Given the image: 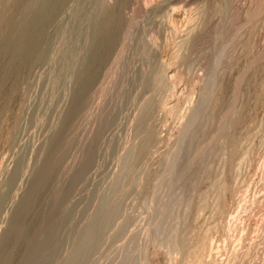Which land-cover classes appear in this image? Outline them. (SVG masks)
<instances>
[{
	"label": "bare ground",
	"instance_id": "6f19581e",
	"mask_svg": "<svg viewBox=\"0 0 264 264\" xmlns=\"http://www.w3.org/2000/svg\"><path fill=\"white\" fill-rule=\"evenodd\" d=\"M74 1H77V3H78V9L76 8V10L73 8V10H75V12L74 13H76L75 15L77 16V14H80L79 13V10H80V8H81V10H83L82 8H83V4L85 3L84 1L85 0H74ZM74 1H72V0H0V117L2 118V117H4L5 115L6 116H8L9 115V113H11V110H13V109H11V104L14 102V100L15 99H18L17 100V102L19 101V103L20 104H22V102H24V104H25V99H22L21 100V96L19 95V92H20V87L22 86V84H24L25 86L27 85L26 84V82L28 81V78H29V76L31 77V75H30V73L32 72V70H33V68L35 67V66H37V64L38 63H42V62H44V64L46 63V61L48 60V59H50V61H51V56H52V53H56V51H53L51 54H49V46H50V42L52 43V39L51 38H55V40L56 39H59V38H57L59 35H62V33H63V38H62V41H63V43L64 44H61V43H59V44H61V45H64V49H63V46H62V48L61 49H63V51H61V52H63L62 53V55H60L59 54V56H57L58 58L61 56V61H60V59L58 60L56 57H54L55 58V60L57 59L58 61V65H60L61 64V62H62V65H61V67L58 69V70H60V72L59 71H55V73H56V75H55V73H53V77H51V78H53V81L51 80V78L48 76L49 75V73L51 74V72L50 71H48V69H49V66H48V68H47V70L44 68V67H47V66H44L43 68L46 70V71H48L49 73H48V77L50 78L49 79V81H51V83L53 82V83H58V85L60 84L58 81H61L62 79H65V78H67V76H69L70 74H69V72H70V70H72V69H69V71L67 70L68 69V67H72L73 69H74V72H72V74H73V76L72 77H68V81H70L71 79H72V82H73V86H74V88H73V86L72 87H67L68 89H70L71 88V91L69 92V93H67L69 90L66 88V91L67 92H65V93H67L66 94V96L67 95H70V103L67 101V99H68V97H67V99H66V96H65V101H67L68 103H69V106L67 107L65 104L67 103H65V102H63V103H65L64 105H63V108L64 107H67V109H66V111H65V113H62L61 111V113L63 114H61L60 112L58 113V112H56L57 114L56 115H54V118L52 117V119L51 120H57V115H62V118H61V120L58 118V120L60 121V124H59V126H57L56 127V129H55V127L53 128V127H51L52 125H50V128L52 129H55V131L54 130H52L51 132H52V134L50 135V138H48L49 140L47 141V143H45L44 145H43V147L41 146L42 144H40V146L42 147L40 150H41V154H40V156H38V159L36 160V157H34L37 153H39V151L38 152H36V153H30L29 152V150H28V152L30 153V154H32V156H33V158H35V159H33L36 163H34V161H33V163L35 164H33L34 166H33V168L31 169V170H29V168L31 167V166H28V165H32L31 163H29L28 165H25V159H23V157H19L20 159L17 161V159H18V155L19 156H22V155H20V153H17L18 155L17 156H15V157H17V158H15L14 159V162L15 161H17L16 162V165L14 164V167H13V169H12V171L11 170H9V171H11L10 172V174L8 175L7 173H9V172H7L6 174H7V176H9L8 177V179H6V185H4L5 186V188L1 191L0 190V222H1V220H4V216H8V215H5L4 213H6V207L9 205L10 206V202H11V200L12 199H14L15 200V196H16V193L18 192V190H17V188L19 189V185H18V181L19 180H21V178L23 177V175H24V173H25V167H29V168H27V174H28V170L30 171V174H28V176H26V174H25V176L26 177H29L28 179H29V183H28V186L26 187V186H23V187H26V189H25V191L23 192V191H21L22 189H21V187H20V191H21V193L23 192V194L22 195H19L18 193H17V195H19V196H21L19 199H18V201L15 203V204H13V205H15L13 208H14V210L12 211V213H11V215L9 216L10 218L8 219V221H6L7 223L5 224V225H7V226H5L6 228L5 229H3L2 230V233H1V236H0V264H88V263H95V261H96V257L98 256L99 257V255H104L105 257H113L114 255H116L117 253H118V258H119V260L118 259H116V256H114L113 258H115L116 260H117V264H152V262H151V260H150V258H149V256H148V254L149 253H147L146 251H145V249L146 248H144V244L143 245H141L140 243H138V244H140L141 246H143L142 248H144V250L141 248V246L140 245H138L137 244V239L135 240L134 239V241L136 242V243H134L133 244V239H130L129 240V242H128V244L126 245V243L124 244V248H123V245H118L120 242H114L115 240H116V238L115 237H121V236H119L120 234H123V233H125L124 231H126L125 229L127 228V225H126V222H127V218L129 217L128 215V217L126 216V214H125V212H124V215L126 216V219L124 218V216L123 215H120V213H121V205H122V203H121V199L120 198H123L122 197V195H124L125 193H126V195H124V197L125 196H127L128 195V193L127 192H129L130 190H132L133 191V189H136V190H139L140 192H142V194H143V196L145 197L144 199L145 200H148V202H149V204L151 205V209L149 210V208H146V210L148 209L149 210V212H150V214L152 215L151 217H152V220L150 221L151 222V225L153 224V225H155V228L152 230V231H154V232H152V233H154L153 235H154V237L156 236H161V234H163L164 235V231L166 230V228H165V222H163V221H166V219H164V218H167V217H165V216H167L166 215V211L169 209L170 210V208H168V202H170L169 201V198H177V200H178V204L180 203L179 202V200H182L183 198H181V197H185V198H187V199H191L190 197L191 196H194L196 193H198L199 191H201L202 189L200 188L201 187V185H204L203 183H206V181H207V178H209L208 176L209 175H211V174H207V172H208V169L210 168L209 166H210V164H209V166H208V162H210L209 161V159H210V157L214 154V152H218V151H215V148H216V144L218 143L217 141V139H219V137H221L222 135V133L220 134V132H221V130L223 129V131H224V128H226V126H225V122H228V121H225V119H226V117L228 118V116H226L227 114H228V112L227 111H224V112H227V114L225 115L224 113H223V111H222V113L226 116H224V115H222V113H220L221 111L220 110H222V108L224 107V105H223V107L219 110L218 109V107H219V104H220V102L223 104L224 102H222V101H224L223 99L222 100H220L221 99V97L218 99V96L216 97L217 98V100H219V101H216L212 106L213 107H210L211 108V110H209V112H210V114H211V117H209V119L210 118H212L213 119V121H212V119H211V123H212V125H211V123H210V125L212 126L211 127V129H210V127H209V130H202V129H199L198 128V126L196 127V125L195 124H197V123H199L200 121H202L201 119L204 117V112L205 111H207V109H208V107H209V105H210V103H208L207 104V100L209 99V97H211L210 96V94H212V91L214 92V90H215V86H216V82H217V80H216V75H215V69L214 68H216L215 67V64L218 62V60L222 57V54H223V51L224 50H222L221 51V49H220V47H218L217 49V51H215L214 49H213V64L211 63V65L209 66V67H212L211 68V72H210V75H209V77H208V73L206 74L207 76V80H206V82L205 83H203V88H202V90L200 91L201 92V96H199L200 98H199V101L196 103V104H193L192 106L194 107V108H192L193 110L191 111V112H189V109L187 108L184 112H182V115H181V119H180V124H179V128H178V136L176 137V140H175V142H174V140H170V139H172V138H170V139H168V137L166 136L167 134H169V130L168 129H166V130H168L167 132L168 133H166L164 136H165V139L167 138L168 140H170V143L169 144H171L170 145V147L169 146H167V147H165L164 146V148H166L167 149V152H166V154L164 153L165 151H162L164 154H165V156H163V154L161 153V156H163V157H161L162 158V163H161V169H158V164L156 165V169H158V171H156V169H153V170H155V173H154V175H152V173L151 172H149V171H147V173L144 171V167H145V163H147L148 164V161L150 160L149 158H150V156H153V155H155V154H153L152 155V151L154 152L155 150H153V148H152V146H155L156 144H158V145H162L163 143H160V141L162 142V141H164L165 139H164V137L163 136H161V135H163V134H159V132L161 131L160 129H159V132H158V127H160V126H157L156 125V122L155 121H157L159 118L158 117H156L157 119L154 121L155 122V125L157 126V127H155V126H153V118H155V115H156V113L158 112V111H156V110H162V112H164L163 111V109L164 110H168L169 111V109H171L170 108V106H168L169 108H167V106L165 105L167 102H169L170 101V99L168 98V96L166 97V93L168 94V91H167V88L168 87H170L171 85H172V81H170V76H167V73H168V71H167V68H169V66L168 67H166L164 64V61L162 60V58L160 59V57L158 58V50L157 49H159L160 47L159 46H157V48H155L154 47V45H153V42L151 43V40L149 39V37H148V35H147V37L145 36H143L144 34H142V31L144 32V31H146V30H142V31H139V32H141V34L140 35H137L138 34V32H136V35H134L135 34V32H133V31H136V30H134L135 28H133V31H132V26L135 24V23H132V20H131V17L130 16H128L127 15V12L126 11H128V9H130V8H128V5H129V1L128 0H113V2H112V0H111V2L110 1H108V0H92L91 1V3L92 4H94L92 7H91V9H93L92 10V12H91V10H90V14L88 13V16L86 15V17L88 18H90V25L88 26V29H87V31H85V33L83 34L82 33V35L81 34H79V37L78 38H75V37H73V36H71V31H70V28L67 30V32H68V34H67V32H66V30L64 31V28H66V27H68L69 25L66 23V25H68V26H66V27H64L63 28V30H62V28H60L61 30H60V32H58L59 34H58V36L57 37H55V35L53 36V37H51V34H50V30H52V29H50L52 26H54L55 24L56 25H58L57 23L59 22V17H60V15L64 12V10L66 9V7L68 6V4L71 2H74ZM86 1H88V0H86ZM90 1V0H89ZM224 1V0H223ZM222 1V2H223ZM175 2V1H174ZM177 2V1H176ZM186 2V1H185ZM234 2V1H233ZM70 3V4H71ZM75 3V2H74ZM73 3V4H74ZM166 3H167V1H166ZM189 3V2H188ZM86 4V3H85ZM133 4V3H132ZM169 4V3H168ZM167 4V5H168ZM176 4V3H175ZM179 4V3H178ZM185 4V3H184ZM229 4V3H228ZM75 5H76V3H75ZM90 5V4H89ZM166 5V4H165ZM164 5V6H165ZM172 5H174V4H172ZM171 5V6H172ZM187 5V4H186ZM217 5V4H216ZM223 5V4H222ZM74 5H72V6H68L69 8H71V7H73ZM130 6V5H129ZM169 6V5H168ZM206 6V5H205ZM219 6H220V4H219ZM219 6H217L218 8H220ZM224 6V5H223ZM225 6H226V4H225ZM224 6V7H225ZM75 7V6H74ZM86 7V6H85ZM173 7V9L175 8L174 6H172ZM181 7V6H180ZM213 7V6H212ZM221 8V10H223V11H220V12H224V9L225 8ZM126 8H128V9H126ZM134 8V7H133ZM163 8V7H162ZM165 8L167 9V7L165 6ZM170 8V7H169ZM89 9V8H88ZM87 8H86V10H88ZM142 9H144V8H142ZM164 9V8H163ZM162 9V10H163ZM171 9L172 8H170V11H171ZM227 9H229V8H227ZM68 10V9H67ZM72 10V9H71ZM71 10H70V12H71ZM78 10V13L76 12ZM85 9L83 10V11H86ZM137 10V9H136ZM139 10H141V9H139ZM165 10V9H164ZM169 10V9H168ZM168 10H167V12H168ZM213 10V9H212ZM69 11V10H68ZM67 11V12H68ZM86 12H89V11H86ZM129 12V11H128ZM131 12V11H130ZM152 12V11H151ZM173 12V11H172ZM175 12V11H174ZM217 12H219L218 10H217ZM219 12V13H220ZM65 13H66V11H65ZM63 14L62 15V17L63 16H67V14ZM218 13V14H219ZM155 14V13H154ZM205 14H206V12H205ZM217 14V13H216ZM228 14V13H227ZM70 14H68V16H69ZM74 15V14H73ZM75 15H74V17L72 16V18H76L75 17ZM81 15V14H80ZM83 15V14H82ZM85 15V14H84ZM83 15V16H84ZM129 15H130V13H129ZM201 15V14H200ZM71 16V15H70ZM135 16H136V14H135ZM222 16H223V13H222ZM78 17V16H77ZM204 17V16H203ZM79 18V17H78ZM83 18H85V16L84 17H82V19ZM86 18V19H87ZM88 18V19H89ZM135 18V17H134ZM61 19H63V18H60V20ZM82 19L80 18V22L78 21V20H76V22L78 21V23H84V22H82ZM154 19V18H153ZM153 19H151L152 21H153ZM158 19V18H157ZM156 19V20H157ZM205 19V18H204ZM203 19V20H204ZM69 20V19H68ZM73 20V19H72ZM71 20V21H72ZM74 20V21H75ZM85 20V19H84ZM137 20V19H136ZM142 20V19H141ZM155 20V19H154ZM86 21V20H85ZM89 21V20H88ZM149 21V20H148ZM159 21V20H158ZM168 21V20H167ZM206 21L208 22V21H210V20H207L206 19ZM61 22V21H60ZM63 22V25H64V23H65V21H62ZM66 22H68V21H66ZM134 22V21H133ZM138 22V21H137ZM140 22H142L143 23V21H140ZM161 22V21H160ZM170 22V21H169ZM203 22V21H202ZM69 23H70V21H69ZM73 23V22H72ZM75 23V22H74ZM86 23L87 22H85V25H86ZM141 23V26L142 25H144V24H142ZM156 23V22H155ZM171 23V22H170ZM206 23V22H205ZM204 23V24H205ZM166 24V23H165ZM172 24H173V22H172ZM203 24V25H204ZM208 23H206V25H207ZM55 25V26H56ZM61 25V24H60ZM72 25V24H71ZM73 25H75V24H73ZM79 24H77V26H78ZM83 25L84 24H82V26H81V24H80V26L83 28ZM137 25V24H136ZM155 25V24H154ZM192 25V24H191ZM65 26V25H64ZM139 26V25H138ZM168 26V25H167ZM170 26V25H169ZM174 26V25H173ZM173 26H171V27H173ZM177 26V25H176ZM194 26V25H193ZM199 26H202V25H199ZM199 26H197V28H201V27H199ZM205 26V25H204ZM57 27V26H56ZM62 27V26H61ZM135 27H137V26H135ZM164 27V26H163ZM166 27V26H165ZM170 27V28H171ZM195 27V26H194ZM194 27H191V28H193L192 30L194 31L193 33H195L196 31H195V29H194ZM206 27V26H205ZM55 28V27H54ZM53 28V29H54ZM73 28H74V31H75V29L77 30V28H76V26L74 27L73 26ZM72 27H71V30L73 29ZM139 29H140V27H138ZM142 28V27H141ZM143 28H144V26H143ZM170 28H167V29H170ZM191 28H190V31H191ZM219 28H221V27H219ZM58 28H56L55 30H57ZM146 29V28H145ZM202 29V28H201ZM205 28L203 27V30H204ZM208 29V28H207ZM59 30V29H58ZM57 30V31H58ZM81 30V29H80ZM77 30L78 31V33H81V31H83L84 32V30H85V28L83 29V30ZM157 30V29H156ZM172 30H175V27H174V29H172ZM198 30V29H197ZM209 30V29H208ZM64 31V32H63ZM80 31V32H79ZM138 31V30H137ZM188 31V30H187ZM186 31V33H188V34H190L189 32H187ZM199 31H200V29H199ZM218 31H219V29H218ZM221 31H222V29H221ZM73 32V31H72ZM192 32V31H191ZM198 32V31H197ZM56 33V32H55ZM54 32H53V34H55ZM77 33V32H76ZM75 33V34H76ZM77 33V34H78ZM148 33V32H147ZM146 33V34H147ZM185 33V34H186ZM200 33V32H199ZM198 33V34H199ZM207 33V32H206ZM219 33V32H218ZM217 33V34H218ZM187 34V35H188ZM204 34V33H203ZM73 35H74V33H73ZM81 35V36H80ZM168 35V34H167ZM186 35V36H187ZM191 35H192V33H191ZM191 35H188L189 37L191 36ZM197 35V34H196ZM200 35H201V33H200ZM216 35V34H215ZM219 35V34H218ZM207 36V35H206ZM73 37V40H71V38ZM77 37V36H76ZM166 37V36H165ZM171 37V36H170ZM185 37V36H184ZM183 37V38H184ZM189 37H187V41L189 40L188 38ZM192 37V36H191ZM196 36H194V39H197V38H195ZM198 37H201V36H199L198 35ZM213 37H214V35H213ZM215 38V37H214ZM80 39H82V42L84 41L85 42V48L83 47V45H79V46H82L84 49H86L85 50V52L83 51V52H80V49H83V48H80L77 44L78 43H80L79 42V40ZM185 40H186V37L184 38ZM199 39V38H198ZM205 39V38H204ZM216 39H218V36L216 37ZM54 40V41H55ZM60 40V39H59ZM53 41V43H55L54 45H56V43H57V41L58 40H56L55 42ZM62 41H60V42H62ZM81 41V40H80ZM182 41H183V39H182ZM186 41V42H187ZM193 41H196V40H193ZM192 41V42H193ZM218 41H220V39H218ZM81 42V43H82ZM83 42V43H84ZM189 43L191 42V41H188ZM202 42H204L203 40H202ZM207 42V41H206ZM180 43V42H179ZM182 44L184 43V41L183 42H181ZM188 43V44H189ZM216 43H217V41H216ZM220 43V42H219ZM130 44V47L129 48H131V46H135V48H136V55H139V54H137V50L139 51L138 53H140V55H142L141 57H140V59L143 61V56H144V58H146L148 61L146 62V61H144L145 63H148L149 62V67H150V63L152 64L154 61H157V65L155 66V63H153V67L151 68L152 69V71L150 70L149 72H146V70L145 69H143L147 64H145V66H144V63H142L141 61V63L143 64V68H140V71H139V69H138V75L135 73V70H137V69H135L134 70V73H135V79L136 80H131V81H134L135 83H134V86L136 85V86H138L137 87V90H134V91H136V93H135V95H133V96H130V95H132L133 94V92L131 93V94H129L128 93V91L129 90H132L131 88L128 90V91H126V90H124L125 88H123V87H121L122 85H121V83H120V87L121 88H119V87H117V88H119V89H121L122 90V88H123V90L124 91H120V90H118L120 93H118V95L119 94H121L122 96V98H123V96L124 97H127V96H129V97H131V100L134 102V105L136 104L137 105V112H135V113H137L136 114V116H135V121L134 122H131L130 121V123H137V127L138 128H140V129H143V131L141 132V134H142V136L140 137L142 140H141V142L140 143H138V145H137V143L136 144H134V146L133 145H131L132 144V141L133 140H135V139H133L132 140V138L130 137V139L132 140V141H130L131 142V146H133L134 148H132V147H130L129 145V148H128V146H127V148H128V150L130 151V154H129V152H128V154H129V156H127L126 154H127V152L126 151H128V150H126V146L125 145H127V144H125L124 145V147H123V143H124V141L122 140L125 136L124 135H122V136H124V137H122V139L121 140H119V139H117L116 137H114L116 140H119V141H123V143H121V142H117L116 140V142L117 143H119V148H121L122 149V147H123V149L125 148V152H126V158H128L129 159V157H130V160H131V165L132 166H134V167H131V166H129V167H131V168H135L136 167V171H137V168H139L140 167V172H139V175H133L132 176V178H130L131 179V181L130 180H128V182H130V185L127 187V185L129 184H127L125 187H127L126 189H123V188H116L117 190H116V196H110V195H107V194H102V195H100L99 196V193H100V191L98 192V195H97V197H99V201H98V204L96 203V205H97V208L95 209V211H94V213L93 214H91L90 213V215H88L87 214V212H89L88 210H90V208H94L93 206L92 207H88L89 209L87 210V212H85L86 213V215H85V213H84V210H83V213H84V215L83 214H81L82 213V211H79L78 209H79V207H77V205L79 206V204L78 203H80V202H78L77 201V199H76V201L78 202H76L77 203V205H76V203H75V200L73 199L74 197H75V195L76 194H74V193H77L78 191H76V190H79L80 189V191H82L81 189H84V188H81L82 187V184L81 183H84V182H86L87 180L89 181V177H88V172H89V170L92 168V167H94L93 166V164L95 163V159L98 161V159L97 158H95L96 157V154H97V150H101V149H99V146H98V142H100V141H102V140H100V137L102 136V138H104L103 137V135L105 136V134H103V132H104V130H106V128L107 127H109V125H111L110 124V122L113 120L112 118H113V115H117V113L116 114H114V108L116 107H114L113 108V110L114 111H110V113H108V111H107V108L108 107H106L105 109H106V111H107V113L108 114H106V112L104 111L105 109L103 108V106H109V105H104V104H100V105H103V106H101L102 107V109H100V110H102V112H105V116H104V113H102L103 115L101 116L102 118L98 121V117L97 116H95V119H96V117L98 118L97 120H96V122L98 121L99 122V125H98V128L97 129H95V132L93 133L92 132V134H90V136L88 135H82L81 134V136H87L88 137V139L84 142L83 140V142L84 143H81V140L80 139H83V138H80L79 136V129H81L80 127H82L83 125L82 124H84L83 122H85V120L88 118V117H90V110H91V108H92V105H93V103L95 102V103H97L96 101H97V99L98 100H100L101 101V98H99V97H101L103 94H105V93H109L110 92V95H112L111 94V91H112V88H114V87H116V86H118V82L120 81V80H118V82L114 79V77H112V74H114V69H115V65H116V68H117V64L120 62L121 64H122V66H121V64L119 63L118 65H120L122 68L121 69H123V70H121L120 71V73H122L123 74V72L125 73V75L127 76L128 75V72H127V70L129 69L130 70V68L131 67H133L134 65H133V63L135 64L136 62H137V65H138V61L136 60V62H134V60H133V57H135V55L132 57V55H130L131 54V52L132 51H130L129 53V55H128V53H126V56H125V54H124V56L125 57H122L121 55H123V53H122V50H124V47L125 46H127V45H129ZM155 44V43H154ZM185 44V43H184ZM184 44H183V46H184ZM192 44V43H191ZM53 45V44H52ZM53 45V46H54ZM58 45V44H57ZM57 45L56 46H54L55 48H57ZM76 45L80 48H78V47H76ZM155 45H158V44H155ZM181 45V44H180ZM196 46H197V44H195ZM194 45V46H195ZM200 45V44H199ZM216 45V44H215ZM58 46H60V45H58ZM189 46V45H188ZM191 46H193V44L191 45ZM191 46H189V47H185L186 48V50H189V49H187V48H190ZM193 46V47H194ZM217 46V45H216ZM219 46V45H218ZM51 47V46H50ZM53 47V48H54ZM182 48V46H179V48ZM201 47V46H200ZM209 47V46H208ZM52 48V47H51ZM55 48L53 49V50H55ZM125 48H127V47H125ZM128 48V49H129ZM134 48V49H135ZM176 48V47H175ZM195 48V47H194ZM194 48H192V49H194ZM216 48V47H215ZM61 49H59L58 48V50H61ZM79 49V50H78ZM83 49V50H84ZM131 49H133V47L131 48ZM191 49V50H192ZM51 50V49H50ZM179 50V49H178ZM186 50H184V51H186ZM125 51L126 50H124V53H125ZM163 51V50H162ZM177 50L175 49V52H176ZM194 51V50H193ZM60 52V53H61ZM189 52H190V50H189ZM189 52L187 53H184V54H186L185 56H183L182 54H180L181 56H183V59H186V56L189 54ZM196 52H197V50H196ZM204 52H206V51H204ZM225 52V51H224ZM253 52V51H252ZM251 52V53H252ZM58 53V52H57ZM132 53H134V52H132ZM190 53H192V52H190ZM202 53V52H201ZM161 54V53H160ZM176 54V57L178 56V57H180L181 58V56L178 54V53H175ZM175 54L174 53H172V55H174V56H172V55H170V56H172V57H174L173 59H177V58H175ZM194 54V53H193ZM207 54V53H206ZM258 54V53H257ZM51 55V56H50ZM55 55V54H54ZM152 55H154V56H152ZM163 55V54H162ZM161 55V56H162ZM190 55V54H189ZM204 55V54H203ZM211 55V54H210ZM224 55V54H223ZM50 56V57H49ZM160 56V55H159ZM205 56V55H204ZM138 57V56H137ZM152 57H155V59L156 60H154V58H152ZM190 57V56H189ZM189 57H187V58H189ZM199 57V56H198ZM201 57H202V55H201ZM211 57H212V55H211ZM211 57L209 58V59H211ZM54 58H53V60H54ZM180 58H179V61H181L180 60ZM194 58V57H193ZM192 58V59H193ZM223 58V57H222ZM135 59H136V57H135ZM138 59V58H137ZM166 59V58H165ZM170 59H171V57H170ZM182 59V58H181ZM183 59H182V62H183ZM161 60L163 61V62H161ZM172 60V59H171ZM197 60V59H196ZM212 60V59H211ZM224 60V59H223ZM222 60V61H223ZM49 61V62H50ZM119 61V62H118ZM153 61V62H152ZM168 61H170V60H168ZM174 61H175V63H177L176 62V60H173L172 62L174 63ZM187 61H195V59L194 60H191V59H188V60H185V62L184 63H186ZM48 62V63H49ZM54 62V61H53ZM56 62V61H55ZM56 62V63H57ZM118 62V63H117ZM140 62H139V64H140ZM255 62V61H254ZM56 63H54L55 65V67H58V65H56ZM60 63V64H59ZM164 63V64H163ZM168 63H171V62H168ZM191 63V62H190ZM208 63V62H207ZM222 63V62H221ZM47 64V63H46ZM45 64V65H46ZM50 64H52V66H53V63H52V61H51V63ZM50 64H48V65H50ZM177 64H181L180 62L179 63H177ZM183 64V63H182ZM193 64V63H192ZM246 64V63H245ZM170 65V64H169ZM172 65V64H171ZM174 65V64H173ZM184 65V67H185V65L186 64H183ZM182 65V66H183ZM190 66H191V64H189ZM194 65H195V63H194ZM216 65H218V63L216 64ZM51 66V65H50ZM53 66V67H54ZM140 66V65H139ZM142 66V65H141ZM140 66V67H141ZM186 66H188V65H186ZM54 67V68H55ZM136 67V66H135ZM149 67H147L148 69H149ZM172 67V66H171ZM183 67V68H184ZM194 67V66H193ZM192 67V68H193ZM205 67V66H204ZM203 67V68H204ZM242 67V66H241ZM137 68H139L138 66H137ZM146 68V69H147ZM179 68H180V66H179ZM188 68H189V66H188ZM55 69H57V68H55ZM55 69H53V70H55ZM132 69V71H130V72H133V69L134 68H131ZM197 69V68H196ZM210 69V68H209ZM209 69H208V72H209ZM44 70V71H45ZM50 70H52V68H50ZM64 70L66 71L67 70V72H68V75L66 76V77H64L63 78V76H65V75H63L64 73H66V72H64ZM117 71H118V68L116 69ZM119 70H120V68H119ZM180 70H182V69H179V72H180ZM185 70V69H184ZM187 70V69H186ZM219 70V69H218ZM229 70V69H228ZM263 70V69H262ZM43 71V72H44ZM195 71V70H194ZM193 71V72H194ZM206 71V70H205ZM57 72L59 73V74H57ZM64 72V73H63ZM126 72H127V74H126ZM196 72H197V70L195 71V74H196ZM63 73V74H62ZM191 73V72H190ZM217 73V72H216ZM223 73H225V72H223ZM35 74H36V72H35ZM42 74H44V73H42ZM62 74V75H61ZM118 74H119V72H118ZM121 74V75H122ZM169 74V73H168ZM185 74V73H184ZM200 74V73H199ZM222 74V73H221ZM237 74V73H236ZM246 74V73H245ZM260 74V73H259ZM258 74V75H259ZM33 75H34V73H33ZM45 75H46V73H45ZM44 75V76H45ZM124 75V76H125ZM132 74H129V77L131 76ZM134 75V74H133ZM136 75L138 76V77H136ZM198 75V74H197ZM256 75V74H255ZM45 77V80H48L47 78L48 77ZM51 76V75H50ZM114 76H116V74H114ZM117 76H119V75H117ZM116 76V77H117ZM124 76H119L120 77V79H122ZM180 76L181 77H183V74H179V79H180ZM192 76V75H191ZM236 76V75H235ZM240 76V75H239ZM41 77V76H40ZM61 77H62V79H61ZM109 77H112L114 80H112V81H114V82H112L111 81V83H109V84H112V87L111 86H107V80L108 79H110ZM122 77V78H121ZM129 77L127 76V78L129 79ZM132 77V76H131ZM241 77V76H240ZM42 78L43 77H41V82H42ZM111 78V79H112ZM134 78V77H133ZM238 78V77H237ZM30 79V78H29ZM110 79V80H111ZM124 79V78H123ZM127 79V80H128ZM131 79V78H130ZM220 79H222V78H220ZM242 79V78H241ZM45 80H43L44 82H45ZM109 80V81H110ZM177 80V79H176ZM33 81V80H32ZM37 81H39V78H38V80ZM68 81H66V82H68ZM125 81V80H124ZM186 81V80H185ZM204 81H205V79H204ZM223 81V80H222ZM235 81V80H234ZM239 81V80H238ZM255 81V80H254ZM30 83H31V81H29ZM44 82H42V83H44ZM62 82H63V80H62ZM61 82V83H62ZM65 82V81H64ZM121 82H122V80H121ZM126 82H128V81H126ZM130 82V81H129ZM128 82V83H129ZM194 82V81H193ZM227 82V81H226ZM233 82V81H232ZM241 82V81H240ZM259 82V81H258ZM48 83V84H47ZM51 83H49L48 81H46V83L45 84H47V85H50ZM123 83V82H122ZM127 83V84H128ZM175 83H177V81L176 82H174V84ZM187 83V82H186ZM190 83V82H189ZM239 83V82H238ZM71 84V83H70ZM129 84H131V83H129ZM128 84V85H129ZM202 84V83H201ZM29 85V84H28ZM37 85V84H36ZM44 85V84H43ZM53 85V84H52ZM58 85H56V86H58ZM62 85V84H61ZM64 85H68V84H63V86ZM72 85V84H71ZM127 85V86H128ZM196 85V84H195ZM232 85H233V83H232ZM30 87H32L31 85H29ZM29 86H26V88L27 87H29ZM34 86H35V83H34ZM39 86V88H40V85H38ZM55 86V87H56ZM63 86H61V87H63ZM125 86V85H124ZM126 86V87H127ZM132 86V85H131ZM133 86V87H134ZM135 86V87H136ZM175 86L177 87L178 85H176L175 84ZM174 86V87H175ZM227 86V85H226ZM236 86V85H235ZM240 86V85H239ZM36 87V86H35ZM51 88L53 87V86H50ZM60 86H58L57 87V91H58V88H59ZM129 87V86H128ZM127 87V88H128ZM172 87V86H171ZM174 87H173V90H171V88H170V93L169 94H171V92H172V94H173V91H174ZM176 87H175V89H176ZM222 87V86H221ZM229 87V86H228ZM228 87L226 88V90L228 89ZM233 87V86H232ZM231 87V88H232ZM34 88V87H33ZM36 88H38V87H36ZM43 88H46V85H45V87H42V89ZM47 88H49V86L47 87ZM46 88V89H47ZM51 88H49V90H48V93H50L49 91L51 90ZM64 88V87H63ZM63 88H61V90L63 89ZM126 88V89H127ZM218 88V87H217ZM230 88V89H231ZM245 88H247V87H245ZM23 89V88H22ZM29 89V88H28ZM42 89L40 88V89H38L39 90V92H40V90L42 91ZM72 89H73V91H72ZM116 89V88H115ZM115 89H113V91L115 90ZM165 89H166V91L167 92H165ZM214 89V90H213ZM222 89V88H221ZM37 89H35L34 90V92H35V94L37 95V91H36ZM54 90V88H52V90L51 91H53ZM56 90V89H55ZM60 90V88H59V93L57 92V91H55V95H56V98L58 97V95L56 94V92L58 93V94H62L61 96H63L64 97V89L62 90L63 91V93L62 92H60L61 91ZM117 90V89H116ZM177 90V89H176ZM192 90H194V86H193V89ZM225 90V89H224ZM232 90V89H231ZM249 90V89H248ZM22 91V90H21ZM29 91V90H28ZM31 91V90H30ZM29 91V92H30ZM44 91V90H43ZM117 91V92H118ZM148 91V92H147ZM216 91V90H215ZM219 91H220V89H219ZM230 91V90H229ZM235 91V90H234ZM237 91V90H236ZM25 92H27V89H26V91H24L23 92V94L21 93V95H23V97H24V93ZM29 92H27V93H29ZM34 92L32 93V94H34ZM45 92V91H44ZM43 92V93H44ZM117 92H116V95H117ZM193 92L194 91H192V93H190L189 95H192L193 94ZM221 92V91H220ZM226 92V91H225ZM42 93V92H41ZM41 93H38V95H37V97L40 95L41 96ZM46 93H47V91H46ZM112 93H114V92H112ZM216 93V92H215ZM257 93V92H256ZM32 94H30L31 96H33ZM35 94H34V96H35ZM51 95L53 94V93H50ZM168 94V95H169ZM188 94V93H187ZM214 94V93H213ZM224 94V93H223ZM226 94V93H225ZM260 94V93H259ZM19 95V96H18ZM26 95V94H25ZM29 94H27V96H28ZM43 95H45V93L43 94ZM41 96V97H43L42 99H44V97L45 96ZM54 95V94H53ZM59 95V96H60ZM188 95V96H189ZM218 95H219V93H218ZM231 95V94H230ZM234 95V94H233ZM255 95H257V94H255ZM255 95H254V97H255ZM33 96V98H35ZM46 96L48 97L49 96V98H50V95H48V94H46ZM60 96V97H61ZM108 96H109V94H108ZM112 96H115V95H112ZM111 96V98H113L114 100H115V98L114 97H112ZM171 96V95H170ZM173 96V95H172ZM171 96V97H172ZM195 95H193V97H194ZM214 96V95H213ZM212 96V97H213ZM239 96V95H238ZM41 97H40V99H41ZM46 97V98H47ZM63 97L61 98V99H63ZM105 97H106V95H105ZM118 97V96H117ZM116 97V98H117ZM120 97V96H119ZM119 97H118V99H119ZM120 97V98H121ZM128 97V98H129ZM193 97H192V99H193ZM223 97V96H222ZM121 98V99H122ZM167 98V99H166ZM174 98V97H173ZM187 98H189V97H187ZM227 98V97H226ZM225 98V99H226ZM259 98V97H258ZM28 99H30L29 97H28ZM28 99L26 100V101H28ZM53 99H55V98H53ZM60 99V98H59ZM109 99V98H108ZM125 99V98H124ZM168 99H169V101H168ZM183 99V98H182ZM191 99V98H190ZM211 99V98H210ZM233 99H234V97H233ZM232 99V100H233ZM257 99V98H256ZM32 100H34V99H30L29 101L31 102ZM45 100V99H44ZM47 100H48V98H47ZM47 100H45V101H47ZM50 100H52V96H51V98H50ZM63 100V101H64ZM107 100V99H106ZM105 100V101H106ZM113 100V101H114ZM120 100V99H119ZM119 100H117V101H119ZM127 100V99H126ZM130 100V99H129ZM167 100V102H165ZM176 100V99H175ZM211 100H213V99H211ZM211 100H210V102H211ZM232 100H230V101H232ZM38 101H39V99H38ZM43 101V100H42ZM44 101V102H45ZM57 101V103H58V100H56ZM55 101V102H56ZM100 101L98 102V103H100ZM111 101V100H110ZM116 101V102H117ZM121 101H123V99L121 100ZM174 101V100H173ZM238 101V100H237ZM253 101V100H252ZM261 101V100H260ZM41 102V101H40ZM43 102V103H44ZM47 102H49V101H47ZM52 102H54V100L52 101ZM51 102V103H52ZM60 102H62V101H60ZM59 102V103H60ZM129 102V101H128ZM176 102V101H175ZM179 101H177V103H178ZM186 102V101H185ZM226 102V101H225ZM18 103V104H19ZM34 103H35V101H34ZM42 103V104H43ZM67 103V104H68ZM94 103V104H95ZM103 103H105V102H103ZM108 103V102H107ZM113 104L115 103V102H112ZM122 103V102H121ZM121 103L120 104H118V103H115L117 106L118 105H121ZM123 103L124 104H126V105H128L129 103H125L124 101H123ZM123 103H122V107H123ZM132 103V102H131ZM170 103V102H169ZM213 103V102H212ZM26 104H27V102H26ZM30 104V103H29ZM31 104H32V102H31ZM46 104V103H45ZM45 104H44V106H45ZM50 106H52L53 107V103H52V105L50 104V103H48ZM55 104V106H57L58 107V104H56V103H54ZM106 104V103H105ZM108 104H110V103H108ZM114 104V105H115ZM133 104V103H132ZM132 104H129L128 106H130V107H132ZM227 104V103H226ZM249 104V103H248ZM15 105V104H14ZM17 105V104H16ZM15 105V106H16ZM34 105V104H33ZM32 105V106H33ZM35 105H37V103L35 104ZM40 105H41V103L39 104V107H37V108H40ZM49 105H47L48 107H49ZM60 105V107L62 108V104H59ZM96 105V104H95ZM113 105V106H114ZM125 105V106H126ZM133 105V106H134ZM230 105V104H229ZM234 105H235V103H234ZM22 106V105H21ZM20 106V107H21ZM24 106H26V105H24ZM29 107H30V105H28ZM27 106V107H28ZM31 106V107H32ZM42 106V105H41ZM46 106V107H47ZM112 106V105H111ZM110 106V107H111ZM112 106V107H113ZM127 106V107H128ZM178 106H179V104H177V107H176V109H178ZM232 106V105H231ZM236 106V105H235ZM255 106V105H254ZM26 107V108H27ZM35 107V106H34ZM34 107L32 108V110H34ZM47 107V108H48ZM93 107H95V106H93ZM97 107V106H96ZM100 107V106H99ZM111 107V108H112ZM129 107V108H130ZM183 107V106H182ZM226 107V106H225ZM25 108V107H24ZM41 108H43V107H41ZM40 108V109H41ZM54 108V107H53ZM53 108H51V109H53ZM56 108V107H55ZM63 108H62V110H63ZM128 108V109H129ZM133 108V107H132ZM135 108V107H134ZM133 108V109H134ZM231 108H233V106L231 107ZM230 108V109H231ZM18 109H19V107H18ZM29 109H31V108H28V110ZM58 109V108H57ZM56 109V110H57ZM60 109V108H59ZM65 109V108H64ZM93 109V108H92ZM104 109V110H103ZM229 109V110H230ZM242 109V108H241ZM23 111V106L21 107V109H20V111ZM28 110H26L25 109V111H28ZM32 110H31V112H32ZM37 110V109H36ZM36 110L34 111L35 112V114H37L38 113V118L40 117V115L39 114H41L40 112H42V110H44V108L40 111L39 109H38V111H37V113H36ZM49 110H50V107H49ZM56 110H54L53 109V111H56ZM95 110H98L97 108L95 109ZM108 110H109V108H108ZM116 110H118L117 108H116ZM121 110L123 111V109L121 108ZM121 110H119V111H121ZM125 110V109H124ZM131 110V109H130ZM130 110H129V112H130ZM172 110V109H171ZM224 110H225V108H224ZM235 110V109H234ZM240 110V109H239ZM16 112L14 113V111H12L13 112V117H14V119H13V122L14 123H11V125H13L14 127L12 128V130H10V128H9V131H8V134H7V131L4 133V136L7 138V140H8V142L7 143H11L12 141H13V139H14V137H15V132L17 131V130H19V125L17 126V123H19L20 124V121H21V117H23L22 115H21V117H19V114H20V112L18 113V111L17 110H15ZM40 111V112H39ZM45 111H47L48 112V110L46 109ZM44 111V115L43 116H46L47 117V115H46V113L47 112H45ZM51 111L52 110H50V113H51ZM93 111V110H92ZM126 111H127V108H126ZM126 111H125V113H123L124 114V116H128L127 114H129V113H127L126 114ZM231 111V110H230ZM248 111V110H247ZM260 111V110H259ZM93 112H95V111H93ZM92 112V113H93ZM97 112L98 111H96V115H98V114H100L99 112H98V114H97ZM162 112L160 113V114H158V115H161L162 114ZM171 112V111H170ZM174 112V111H173ZM27 113V112H26ZM25 113V114H26ZM132 114H131V117H132V115H133V113L134 112H131ZM167 114L169 113V112H166ZM165 112H164V116L166 117V114ZM230 113V112H229ZM242 113V112H241ZM250 113V112H249ZM21 114H22V112H21ZM30 115L32 114V113H29ZM29 114H26V115H29ZM95 114V113H94ZM120 114V113H119ZM209 114V115H210ZM236 114V113H235ZM11 115H12V113H11ZM29 115V116H30ZM59 115V116H60ZM121 115H122V113H121ZM130 115V114H129ZM162 115V116H163ZM175 115H177V112H176V110H175ZM243 115V114H242ZM5 116V117H6ZM10 116V115H9ZM33 116H34V113H33ZM33 116H32V118H33ZM36 116V115H35ZM49 116V115H48ZM57 116V117H56ZM94 116L92 115V117H93V119H94ZM99 116V117H100ZM161 116V117H162ZM163 116V117H164ZM169 116H170V113H169ZM208 115H206V117H207ZM233 116V115H232ZM18 117H19V119H20V121L18 122L17 120H18ZM56 117V118H55ZM117 117V116H116ZM130 117V118H131ZM162 117V120L161 121H163V118ZM174 117H176V116H174ZM225 117V118H224ZM244 117H245V115H244ZM1 118H0V130H2V128H1V126H3L2 125V120H1ZM28 118V117H27ZM45 118V117H44ZM121 118V117H120ZM125 118V117H124ZM167 118V117H166ZM208 118V117H207ZM241 118V117H240ZM3 119V118H2ZM23 119H25L24 117H23ZM22 119V120H23ZM35 119H37V117L36 118H34V120ZM40 119H43L42 118V116L40 117ZM40 119H38L39 121H40ZM47 119V118H46ZM49 119V118H48ZM47 119V120H48ZM116 119V118H115ZM126 119V118H125ZM125 119H124V121H125ZM176 119V118H175ZM174 119V120H175ZM208 119V120H209ZM233 119V118H232ZM231 119V120H232ZM6 120V119H5ZM5 120H3V121H5ZM11 120V119H10ZM31 120V121H30ZM30 120L28 119V121H30L29 123H31V122H33L32 120L33 119H31V117H30ZM50 120V121H51ZM88 120V119H87ZM86 120V121H87ZM117 120H119V118L117 119ZM121 120H123V119H121ZM128 120V119H127ZM172 120V119H171ZM236 120H237V117H236ZM241 120V119H240ZM24 121V120H23ZM27 121V120H26ZM39 121H38V126H39V124H41V123H39ZM42 121V120H41ZM46 121V120H45ZM50 121L48 120V122L50 123ZM53 121V122H54ZM89 121H91V120H89ZM95 121V120H94ZM114 121H116V120H114ZM114 121H113V123H114ZM164 121H165V119H164ZM173 121V120H172ZM203 121H204V119H203ZM205 121H207V120H205ZM6 122V121H5ZM8 122V121H7ZM35 123H37V120L36 121H34ZM47 122V123H48ZM88 122V121H87ZM125 122H127V124H130V123H128V121H125ZM158 122V121H157ZM229 122H231V121H229ZM236 122V121H235ZM243 122V121H242ZM9 123V124H10ZM22 123V122H21ZM34 123V124H35ZM90 123V122H89ZM91 123H92V125H94L93 124V121H91ZM120 123H121V121H120ZM119 123V124H120ZM135 123V124H136ZM161 123V122H160ZM164 123V122H163ZM172 123V122H171ZM174 123V122H173ZM201 123V122H200ZM207 123H209V122H207ZM206 123V124H207ZM234 123V122H233ZM249 123V122H248ZM262 123V122H261ZM24 124V123H23ZM27 124H28V122H27ZM56 123H54V125H55ZM87 124V123H86ZM98 124V123H97ZM124 124V123H123ZM158 124H159V122H158ZM169 124V123H168ZM202 124V123H201ZM203 124H204V122H203ZM236 124V123H235ZM252 124V123H251ZM22 125V124H21ZM29 125V124H28ZM32 125V124H31ZM36 125V126H37ZM42 125V124H41ZM45 125V124H44ZM57 125V124H56ZM55 125V126H56ZM82 125V126H81ZM114 125V124H113ZM126 125V124H125ZM131 125V124H130ZM130 125H128V126H130ZM164 125V124H163ZM163 125H162V127H163ZM167 125V124H166ZM198 125V124H197ZM227 125H228V123H227ZM230 125V124H229ZM228 125V126H229ZM246 125V124H245ZM9 126V125H8ZM24 126H26L25 124H24ZM34 126V125H33ZM35 126V127H36ZM88 126H89V124H88ZM95 126H96V124H95ZM115 126H116V124H115ZM133 126H134V128H135V125L133 124ZM168 127H169V125H167ZM171 126V125H170ZM172 126H173V124H172ZM208 126V124L207 125H205V129H206V127ZM231 126V125H230ZM242 126V125H241ZM9 127H11V126H9ZM16 127L18 128V129H16ZM27 127H29V126H27ZM26 127V129H28ZM40 127V126H39ZM38 127V128H39ZM42 128H43V125L41 126ZM46 127V126H45ZM44 127V128H45ZM48 127H49V124H48ZM47 127V128H48ZM90 127V126H89ZM89 127H84V128H89ZM122 127V124H120V128ZM124 127V126H123ZM127 127V126H126ZM8 128V127H7ZM31 128H32V126H31ZM30 128V129H31ZM37 128V127H36ZM36 128H34V129H36ZM49 128V129H50ZM95 128V127H94ZM118 128H119V126H118ZM119 128V129H120ZM133 128V127H132ZM133 128V129H134ZM173 128V127H172ZM251 128V127H250ZM4 129V128H3ZM20 129H21V126H20ZM23 129H25V127L23 128ZM23 129H22V133H23ZM25 129V130H26ZM108 129V128H107ZM113 129V128H112ZM114 129H116V128H114ZM113 129V130H114ZM125 129V128H124ZM130 129V128H129ZM128 129V127H127V130H129ZM137 129V128H136ZM162 129V128H161ZM170 129V128H169ZM226 129H228V127L226 128ZM247 129V128H246ZM259 129V128H258ZM5 130V129H4ZM29 130V129H28ZM39 130L40 131H38V132H41V134L43 135V133H42V130H41V128H39ZM47 130V129H46ZM44 131V132H46L47 133V131ZM83 130V129H82ZM91 130H93V129H91ZM90 130V131H91ZM109 131H111V132H113L112 130H110V129H108ZM121 130H122V128H121ZM126 130V131H127ZM135 130V129H134ZM138 130V129H137ZM165 130V129H164ZM200 130H202V131H200ZM230 129H228V131H229ZM233 130V129H232ZM31 131V130H30ZM29 131V132H30ZM32 131H33V129H32ZM81 131V130H80ZM84 131H85V129H84ZM88 131V130H87ZM89 131V132H90ZM115 131V130H114ZM117 131H118V129L116 130V135L117 134H119V133H117ZM125 131V130H124ZM123 131V132H124ZM141 131V130H140ZM170 131H171V129H170ZM237 131V130H236ZM235 131V132H236ZM242 131H243V129H242ZM245 131V130H244ZM262 131V130H261ZM27 132V131H26ZM26 132H24L23 134H27ZM29 132H28V134H29ZM34 132V133H33ZM33 132H31V135H33V134H35L36 135V133H35V131H33ZM37 132V131H36ZM82 132V131H81ZM80 132V133H81ZM86 132V131H85ZM108 132V131H107ZM110 132V133H111ZM121 132V131H120ZM134 132V131H133ZM164 132V131H163ZM176 131H174V133H175ZM238 132V131H237ZM258 132V131H257ZM264 132V131H263ZM2 133V135H3V131L1 132ZM18 133V132H17ZM20 133V132H19ZM19 133H18V135H19ZM46 133H44V134H46ZM109 133V134H110ZM122 133V132H121ZM126 134H128V131L127 132H125ZM135 133H137V131L135 132ZM135 133H134V135H135ZM227 133V132H226ZM241 133H243V132H241ZM240 133V134H241ZM50 134V133H49ZM49 134H48V136H49ZM86 134H88V132L86 133ZM101 134H103V135H101ZM107 134V133H106ZM112 134H114V133H112ZM123 134V133H122ZM125 134V135H126ZM140 134V132L138 133V135ZM176 134V133H175ZM224 134V133H223ZM234 134H237V133H234ZM240 134H239V136H240ZM253 134V133H252ZM30 135V134H29ZM40 135V134H39ZM38 135V137H40ZM115 135V134H114ZM114 135H112L111 137H113ZM120 135V134H119ZM129 135H130V133H129ZM128 135V136H129ZM219 135H221V136H219ZM259 135V134H258ZM21 136V135H20ZM25 136V135H24ZM23 136V137H24ZM34 136V135H33ZM46 136V135H45ZM44 136V137H45ZM131 136V135H130ZM136 136V135H135ZM169 136V135H168ZM172 136V135H171ZM176 136V135H175ZM174 135H173V137H175ZM227 136H229V134H226V137ZM18 137V136H17ZM26 137L28 138V136L26 135ZM36 137V136H35ZM34 137V138H35ZM47 137V136H46ZM109 137V136H108ZM118 137V136H117ZM120 137H121V135H120ZM133 137V136H132ZM170 137V136H169ZM222 137H224V136H222ZM249 137H250V135H249ZM254 137H256V136H254ZM261 137V136H260ZM19 138V137H18ZM22 138V137H21ZM32 137L30 136V139H31ZM33 138V139H34ZM41 138V137H40ZM85 138V137H84ZM106 138V137H105ZM119 138V137H118ZM1 139H2V137H1ZM0 139V140H1ZM26 139V138H25ZM33 139H31V140H33ZM35 139H37V138H35ZM86 139V138H85ZM107 139V138H106ZM108 139H110V138H108ZM127 140L129 139V137L128 138H126ZM129 139V140H130ZM139 139V138H138ZM164 139V140H163ZM166 139V140H167ZM174 139V138H173ZM224 139H225V137H224ZM256 138H254V140H255ZM14 140H16V139H14ZM22 140V139H21ZM20 140V141H21ZM31 140H30V142H31ZM44 140H46V139H44L43 138V141ZM100 140V141H99ZM129 140H128V143H129ZM136 140H137V137H136ZM240 140H241V137H240ZM244 140V139H243ZM249 139H247V141H248ZM262 140V139H261ZM16 141H19V140H16ZM23 141V144H24V139L22 140ZM27 141V140H26ZM38 143H37V145L39 144V142L41 141V143L43 142L42 141V138L41 139H39V140H36ZM112 142L114 141V140H111ZM140 141V140H139ZM226 141V140H225ZM256 141V140H255ZM263 141V140H262ZM4 142V141H3ZM15 142V141H14ZM13 142V143H14ZM33 142V141H32ZM46 142V141H45ZM104 142V141H103ZM108 141H106V143H107ZM109 142H110V140H109ZM126 142V141H125ZM136 141H134V143H135ZM159 142V143H158ZM172 142V143H171ZM174 142V143H173ZM222 141H220L219 143H221ZM241 143H242V141H240ZM253 142V141H252ZM1 143V142H0ZM6 143V142H5ZM21 143V142H20ZM26 143V142H25ZM36 143V142H35ZM120 143H121V145H122V147L120 146ZM165 143L167 144V141H165ZM244 143V142H243ZM260 143V142H259ZM17 144H18V142H17ZM27 144V143H26ZM32 144H34V143H32ZM81 144H82V146H81ZM110 144H112V143H110ZM114 144H115V142H114ZM165 144V145H166ZM226 144H228V145H226L227 147H226V149L227 150H224V151H226L225 153H226V155H227V160H226V162L223 164V165H226V169L224 170V167H223V169H221L223 172H222V177H221V180H218V178H217V180H218V188H217V186H216V188L215 187H213V185L215 186L216 184H215V181H214V177L219 173V171H221V170H219V168H218V170L219 171H216V169H215V171H216V175L215 174H212V179H213V183L211 184L212 185V187L214 188V189H218V190H216V191H218V197L216 196L215 198H218V203H219V205L218 204H216V206L214 207L213 205H215V204H211L210 205V207L211 206H213V208H217V205H218V207L219 208H217L216 210H217V212H218V210H219V212H220V214H218V213H216L218 216L219 215H221L219 218L221 219L222 218V220H221V222H219V220L220 219H218V223H221V224H219V226L220 227H222L223 226V228H225V230H226V233L227 232H229V230H232L231 228H234V227H231L232 225H233V221L231 222V220H233L232 218H228V217H230V213H232V212H234V213H238V209L240 208V207H242L243 206V203H242V201H243V199H245L246 197H245V195H243V194H241L240 196H238L239 194H237V196L239 197H237V198H235L234 196V194H236L235 193V190H237L236 192H241V191H239V189H237V187H235V183H234V177H233V175L234 174H237V173H239L241 170H239L241 167H239V166H243L242 165V163L239 161V159H238V154H239V157H240V155H241V153H238V152H240L241 150H239L240 149V147H239V143H238V141L235 139V136H231L230 135V137H229V140H228V143H226ZM12 145V144H11ZM99 145H105V143H101V144H99ZM108 145V144H107ZM115 145H117V144H115ZM137 145V146H136ZM158 145H157V147L156 148H160L161 147V145L158 147ZM164 145V144H163ZM162 145V146H163ZM219 145V144H218ZM224 145V144H223ZM241 145H243V144H241ZM21 146H23V145H21L20 144V149L19 150H21V149H24V150H26L25 148H24V146H23V148L21 147ZM27 146V145H26ZM32 146H35V145H31V147ZM39 146V145H38ZM37 146V147H38ZM79 146H81L82 148V153H79V154H81V156L79 157V160L77 161V163H73V162H71L70 160V155H71V153H72V151H74V149L75 148H77V147H79ZM220 146H222V144H220ZM220 146H218V150H219V148L221 149L222 147H220ZM250 146H252V145H250ZM249 146V147H250ZM18 147H19V145H18ZM29 147H30V145H29ZM36 147V146H35ZM35 147L33 148L34 150H35ZM103 147H106V145L105 146H103ZM109 147H112V148H109ZM109 149H111V151L113 150V148L115 147L113 144H112V146H110L109 145ZM117 147V146H116ZM249 147L248 148H246L245 147V149H248L249 150ZM11 148V147H10ZM40 148V147H39ZM100 148H102L101 146H100ZM107 147L105 148V149H108ZM118 148V147H117ZM131 148H132V150H131ZM262 148V147H261ZM27 149H31V148H27ZM103 149L104 148H102V151H103ZM122 149V150H123ZM223 149V148H222ZM254 149V148H253ZM38 150V149H37ZM79 150V152H80V149H78ZM118 150V149H117ZM158 150H160V149H158ZM158 150H156V151H158ZM217 150V149H216ZM247 150V151H248ZM27 151V150H26ZM26 151H24V152H26ZM31 151H32V149H31ZM36 151V150H35ZM34 151V152H35ZM76 152H77V150H75ZM105 151V150H104ZM103 151V152H104ZM114 151V150H113ZM120 152H117L118 154H120L121 155V150H119ZM221 150H219V152H220ZM247 151H245V153L247 152ZM251 151V150H250ZM253 151V150H252ZM18 152V151H17ZM23 152V153H24ZM33 152V151H32ZM115 152H116V149H115ZM14 153V152H13ZM21 153H22V151H21ZM106 153H107V151H106ZM105 152H104V155L106 154ZM109 153H112L113 154V152H109ZM117 153H115V156L116 155H118ZM124 153V152H123ZM122 153V154H123ZM158 153V152H157ZM224 153V152H223ZM224 153V154H225ZM238 153V154H237ZM244 153V154H245ZM248 153V152H247ZM15 154H16V152H15ZM24 154H26V153H24ZM29 154V155H30ZM76 154H78V153H75V155ZM78 154V155H79ZM99 154V153H98ZM103 154V153H102ZM101 154V155H102ZM112 154H111V160L110 161H112L113 162V157H112ZM151 154V155H150ZM216 154V156H218V154L217 153H215ZM221 154V153H220ZM28 155V154H27ZM75 155H73L71 158H73V160L74 159H76V158H78V155H76L77 157H75L74 158V156ZM119 155V156H120ZM159 155V154H158ZM225 155V156H226ZM243 155V154H242ZM250 156H251V154H249ZM253 155V154H252ZM259 155V154H258ZM13 156V157H14ZM24 156V155H23ZM32 156H29L30 157V159H31V157ZM37 156V155H36ZM97 156H99V155H97ZM107 156H109V155H107ZM115 156H114V161H115ZM216 156L215 157H213V159L215 158L216 159ZM222 156L223 155H221V158H222ZM246 156V155H245ZM264 156V155H263ZM123 157H124V154H123ZM156 157V156H155ZM154 156H153V158H155ZM160 157H158V158H160ZM243 157V156H242ZM241 157V158H242ZM248 157V154H247V156H246V158ZM252 157V156H251ZM250 157V158H251ZM260 157V156H259ZM28 157H26V159H27ZM105 159H106V157H104ZM120 158V157H119ZM125 158V157H124ZM152 158V157H151ZM218 158V157H217ZM240 158V160L242 161V160H244V158L243 159H241ZM249 158V159H250ZM262 158V157H261ZM10 159V158H9ZM105 159H103L102 158V160H105ZM128 159H126V160H128ZM225 159V158H224ZM252 159V158H251ZM1 160V159H0ZM11 161V163H12V159H10ZM72 160V161H73ZM122 160V159H121ZM152 160V159H151ZM150 160V161H151ZM155 161V164L156 163H159V162H157V160H156V158L154 159ZM220 160H222V159H220ZM107 161H109V160H107ZM109 161V162H110ZM119 161V160H118ZM129 161V160H128ZM127 161V162H128ZM158 161H161V159H159ZM214 161H216V160H212L211 159V168H213V165H212V162L214 163ZM241 163V165H239L238 163L239 162ZM10 162H8V163H10ZM27 162V161H26ZM32 162V161H31ZM104 162H106V160L104 161ZM104 162H102V163H104ZM109 162H106L107 164L109 163ZM111 162V163H112ZM116 162V161H115ZM119 162H121V161H119ZM244 162V161H243ZM249 162L251 163L252 161H250L249 160ZM98 163H100L99 161H98ZM114 163V162H113ZM126 163V162H125ZM221 164H222V162H220ZM247 162H245V164H246ZM27 164V163H26ZM106 164V165H107ZM128 164H130V163H128ZM150 164H151V162H150ZM236 164L238 165V169L237 170H239V172L237 171L236 172ZM244 164V163H243ZM249 164V163H248ZM12 165H13V163H12ZM99 164H97V166H98ZM104 165V164H103ZM102 164H101V166H103ZM106 165H104V167L106 166ZM109 165H110V163H109ZM116 164H114V165H110V166H112V168L110 167V171H112L113 170V168L114 169H116L114 166H115ZM149 165V164H148ZM148 165H147V167H148ZM153 164H151L150 165V167L152 166ZM259 165V164H258ZM7 167V169H6V171L8 170V168H9V165H6ZM11 166V165H10ZM96 166V167H97ZM100 166V165H99ZM154 166V165H153ZM159 166H160V164H159ZM246 166V165H245ZM108 167V166H107ZM220 167V166H219ZM250 167V166H249ZM149 168V167H148ZM148 168H146V169H148ZM243 169H244V167H242ZM9 169H11V167L9 168ZM93 169V168H92ZM91 169V170H92ZM96 169V168H95ZM98 169V168H97ZM102 169V168H101ZM121 169V168H120ZM150 169V168H149ZM90 170V171H91ZM94 170V169H93ZM106 170V169H105ZM139 170V169H138ZM214 170V169H213ZM3 171H4V169H3ZM99 171H101L100 170V168H99ZM99 171H97L96 170V173L95 174H99ZM108 171V170H107ZM117 171V170H116ZM120 171V170H119ZM129 171V170H128ZM133 171V173H135L134 171H135V169H133L132 170ZM248 171V170H247ZM2 172V171H1ZM109 172V171H108ZM118 172V171H117ZM125 172V171H124ZM153 172V171H152ZM213 173V171L210 169V173ZM236 172V173H235ZM243 172H244V170H243ZM261 172V171H260ZM92 173V171L90 172V174ZM94 173V172H93ZM102 173L103 174H105L106 172L105 171H103L102 170ZM110 174H111V172H109ZM145 173V174H144ZM149 173L151 174V175H149ZM209 173V172H208ZM221 173V172H220ZM241 173V172H240ZM251 173V172H250ZM1 174V173H0ZM108 173H106V175H107ZM110 174H109V177H110ZM116 173H114L113 175H115ZM137 174V173H136ZM252 174V173H251ZM258 174V173H257ZM30 175V176H29ZM94 175V174H93ZM100 175H102L101 173H100ZM208 175V176H207ZM213 175H215L214 177H213ZM238 175V174H237ZM242 175V174H241ZM240 175V176H241ZM244 175V174H243ZM246 175V174H245ZM244 175V176H245ZM255 175V174H254ZM6 176V177H7ZM91 176V175H90ZM105 176V175H104ZM119 177V175H117L116 174V177ZM218 176H220V175H218ZM235 177H236V175H234ZM251 176V175H250ZM93 177H97V175L96 176H92L91 178H93ZM98 177H99V175H98ZM97 177V178H98ZM115 176H114V178H116ZM121 177V176H120ZM237 177H239V175L237 176ZM236 177V180H238L239 178H237ZM259 177V176H258ZM4 179L3 180H5V173H4V177H3ZM88 178V179H87ZM96 178V179H97ZM103 178V177H102ZM105 178H108L107 176L106 177H104V179L103 180H105ZM110 178H112V177H110ZM113 178V180H114V182H113V185L114 184H116V187L118 186L117 184L120 182V180H119V182L117 181L118 179L116 178V180ZM23 179H24V177L22 178V181H23ZM27 179V180H28ZM100 179V178H99ZM98 179V180H99ZM109 179V178H108ZM107 179V181L109 182V180H110V183H111V181H113V180H111V179H109L108 180ZM211 179V178H210ZM260 179V178H259ZM258 179V180H259ZM264 179V178H263ZM123 180V179H122ZM243 179L241 178V181H242ZM248 180H249V182H250V179L248 178ZM251 180H252V177H251ZM253 180H254V178H253ZM257 180V181H258ZM94 181H97V180H94ZM100 181V180H99ZM107 181H104V182H106L107 183ZM115 181L116 182H118V183H115ZM189 181V182H188ZM240 181V180H239ZM245 181H246V179H245ZM261 181V180H260ZM1 182V181H0ZM5 182V181H4ZM25 182V181H24ZM23 182V183H24ZM91 182V181H90ZM93 182V181H92ZM90 183V185H88V186H91L93 183ZM101 182H102V180H101ZM209 181H207V183H208ZM211 182V181H210ZM217 182V181H216ZM236 182V181H235ZM248 182V183H249ZM251 182H253V181H251ZM22 183V182H21ZM27 183V182H26ZM97 183V182H96ZM95 183V184H96ZM121 183V182H120ZM119 183V184H120ZM127 183V182H126ZM188 183V184H187ZM206 183V184H207ZM237 183V182H236ZM239 183H241V182H239ZM255 183V182H254ZM253 183V184H254ZM81 184V185H80ZM89 184V183H88ZM94 184V185H95ZM105 184V183H104ZM122 184V183H121ZM120 184V185H121ZM210 184V183H209ZM208 184V185H209ZM241 184H243V183H241ZM247 184V183H246ZM252 184V183H251ZM22 185V184H21ZM24 185V184H23ZM85 185V184H84ZM83 185V187H85ZM101 185V184H100ZM123 185V184H122ZM211 185H209L210 187H211ZM237 185V184H236ZM240 185V184H239ZM239 185H237L238 187H239ZM250 185V184H249ZM249 185H248V188H249ZM18 186V187H17ZM80 186V187H79ZM97 186H99V182H98V184H97ZM97 186L95 185V187L97 188ZM106 186V185H105ZM105 186L104 185H102L101 187H102V190H103V187H104V189H105ZM115 186V185H114ZM207 186V185H206ZM209 186H207V187H209ZM241 186V189H243L244 187H242V185H240ZM252 186V185H251ZM262 186V185H261ZM2 187V186H1ZM22 187V188H23ZM94 187V189H96ZM100 187V186H99ZM107 188H108V186H106ZM110 187H111V185H110ZM118 187H120V186H118ZM202 187H205V186H202ZM77 188H79V189H77ZM177 188H182V191H181V194H179L178 196H176L175 197V189H177ZM236 188V189H235ZM251 188V187H250ZM253 188V187H252ZM257 188V187H256ZM260 188V187H259ZM85 189H87V187L85 188ZM84 189V191H86ZM93 189V188H92ZM94 189H93V193L95 192L94 191ZM112 189L114 190L115 189V187H113L112 186V188L110 189V192L109 191H107L108 193H111V191H112ZM207 190L208 189H210V188H206ZM206 189H203L205 192H203V194H201L200 192L198 193V195L199 194H201V195H203V196H201V197H204L205 199H204V201H203V203H202V205H199V204H201V203H197V205H199L197 208L199 209V207H201V209H205L206 211L207 210H209V208L207 209L206 208V206H208V199H207V196H209L210 197V193H211V191L209 192V191H207ZM212 189V188H211ZM213 189V190H214ZM88 190V189H87ZM102 190H101V192H102ZM107 190V189H106ZM178 190V189H177ZM176 190V191H177ZM244 191H246V190H248L247 188L245 189H243ZM255 190V189H254ZM261 190V189H260ZM104 191V190H103ZM207 191V192H206ZM215 191V190H214ZM216 191H215V195H217L216 194ZM248 191H250V190H248ZM88 192V191H87ZM87 192H85V193H87ZM106 192V191H105ZM178 192V191H177ZM252 192V191H251ZM264 192V191H263ZM79 193V192H78ZM103 193V192H102ZM133 193V192H132ZM180 193V192H179ZM207 193H209V195L207 194ZM246 193V192H245ZM255 193V192H254ZM254 193H251V196L253 197V194ZM81 195H82V193H80ZM90 194V193H89ZM97 194V193H96ZM114 194V195H115ZM206 194H207V196H206ZM212 194V193H211ZM257 194V193H256ZM86 195V194H85ZM84 195V196H85ZM91 195H92V193H91ZM94 195V194H93ZM92 195V196H93ZM111 195H113V192H112V194ZM182 195V196H181ZM186 195H187V197H186ZM213 195H214V192H213ZM248 195V194H247ZM18 196V197H19ZM77 196V195H76ZM80 196V195H79ZM79 196H77V197H79ZM87 196H89L88 194H87ZM130 196V195H129ZM128 196V197H129ZM196 196V195H195ZM194 196V197H195ZM248 196H250V195H248ZM258 196H260V195H258ZM81 197V196H80ZM94 197H95V195H94ZM200 197V198H201ZM208 197V198H209ZM212 197V196H211ZM196 198H198V197H196ZM200 198L198 199V201L200 200ZM249 198V197H248ZM255 198V197H254ZM256 198H257V196H256ZM255 198V199H256ZM79 199V198H78ZM87 199V198H86ZM85 199V197H84V201H87ZM93 199V198H92ZM95 200H96V198H94ZM98 199V198H97ZM124 199V202H125V198H123ZM135 199V198H134ZM187 199H185V200H187ZM212 199V198H211ZM247 199V198H246ZM245 199V200H246ZM251 199V198H250ZM264 199V198H263ZM9 200H10V202H9ZM89 200H91V199H89ZM144 200V201H145ZM201 200H202V198H201ZM213 201H214V199H212ZM249 200V199H248ZM247 200V201H248ZM252 200V199H251ZM260 201H261V199H259ZM97 201V200H96ZM95 201V202H96ZM176 201V200H175ZM197 201V200H196ZM216 201V202H217ZM247 201H245V202H247ZM10 204H9V203ZM13 202V201H12ZM91 202H92V200H91ZM93 202H94V200H93ZM128 202V201H127ZM143 202V201H142ZM148 202H147V204H148ZM182 202H184V201H182ZM187 202V201H186ZM186 202H184V203H186ZM193 202V201H192ZM204 202H205V204H204ZM210 202V201H209ZM244 202V203H245ZM253 202V201H252ZM252 202L251 203H249V205L250 204H252ZM259 202V201H258ZM83 203V202H82ZM126 203V202H125ZM173 205H174V201L173 202H171ZM176 203H177V201H176ZM176 203H175V205L173 206V207H176ZM184 203H180L181 205L182 204H184ZM207 203V204H206ZM211 203V202H210ZM8 204V205H7ZM87 204V203H86ZM88 204H90V203H88ZM93 204H95V203H93ZM179 204V205H180ZM188 204H189V202H188ZM194 204V203H193ZM192 204V205H193ZM246 204V203H245ZM244 204V205H245ZM257 204V203H256ZM261 204V203H260ZM263 204V203H262ZM261 204V205H262ZM83 205H85V204H83ZM126 205V204H125ZM170 205V204H169ZM247 205V204H246ZM81 206H82V204H81ZM88 206H90V205H88ZM123 206H124V203H123ZM178 206V205H177ZM185 206H187V205H185ZM184 206V207H185ZM190 206V205H189ZM189 206H187V208L189 207ZM252 206V205H251ZM258 207L260 206V205H257ZM86 207V206H85ZM149 207V206H148ZM191 207V206H190ZM189 207V208H190ZM193 207V206H192ZM191 207V208H192ZM204 207V208H203ZM244 207H246V206H244ZM242 208V209H245V208ZM248 207V206H247ZM9 208V207H8ZM7 208V209H8ZM130 208V207H129ZM136 208V207H135ZM134 208V209H135ZM212 208V207H211ZM250 208V207H249ZM257 208V207H256ZM9 209H11V207L9 208ZM171 209H172V207H171ZM186 209V208H185ZM194 209V208H193ZM6 210V211H5ZM94 210V209H93ZM148 210H147V212H148ZM169 210L167 211V212H169ZM173 210V209H172ZM179 210H180V208H179ZM184 210V209H183ZM186 210H188V209H186ZM185 210V211H186ZM191 210V209H190ZM203 210H201L202 212H203ZM211 210V212H212V209H210ZM209 210V211H210ZM216 210H213L214 211V213L216 212ZM235 210H236V212H235ZM241 210V209H240ZM248 211H250L249 209H247ZM78 211L79 212H81L80 213V216H79V214H78ZM124 211V210H123ZM122 211V212H123ZM145 211V210H144ZM199 211V210H198ZM8 212V211H7ZM178 212V211H177ZM247 212V211H246ZM245 212V213H246ZM139 213V212H138ZM186 213V212H185ZM189 213V212H188ZM196 213V212H195ZM214 213H213V216H214ZM241 212H239V214H240ZM253 213V212H252ZM78 214V215H77ZM132 214V213H131ZM145 214V213H144ZM148 214L149 213H147L146 215H144V216H148ZM172 214H174V213H172ZM197 214H199V212L197 213ZM216 214H215V220H216ZM233 214V213H232ZM238 214V215H239ZM242 214H244V212L242 213ZM241 214V216L243 217L244 215H242ZM247 214V213H246ZM256 214V213H255ZM119 215L120 216H123V219H120L121 217H119ZM130 215V214H129ZM185 215V214H184ZM200 215V214H199ZM202 215V214H201ZM234 215V214H233ZM150 216V215H149ZM168 216H170V214L168 215ZM171 216H173V215H171ZM213 216H212V214H211V217H210V219L212 218L213 219ZM247 216V215H246ZM250 215H248L247 216V219H248V217H249ZM80 217V218H79ZM83 217V218H82ZM131 217H133V216H131ZM137 217V216H136ZM139 217H143L142 215H140ZM138 217V218H139ZM185 217H186V215H185ZM197 217H199V216H197ZM251 217H253V216H251ZM8 218V217H7ZM135 218V217H134ZM148 218H150V217H148ZM147 218V219H148ZM206 218H208V217H206ZM239 217L237 216V219H238ZM244 218H246V217H244ZM131 220H133L132 218H130ZM130 219L128 220V221H130ZM137 219V218H136ZM183 219H185L184 218V216H183ZM242 218H240V220H241ZM250 219V218H249ZM7 220V219H6ZM140 220V218L138 219V221ZM149 220V219H148ZM197 220V219H196ZM205 220V219H204ZM138 221H137V223H138ZM144 220H142V221H140V223H142ZM194 221V220H193ZM238 221V220H237ZM247 221V220H246ZM245 221V222H246ZM132 222V221H131ZM131 222H129V223H131ZM144 222H146V221H144ZM144 222H143V226H145V229H146V226H147V222L144 224ZM167 222V221H166ZM201 222V221H200ZM212 222H214V221H212ZM134 223V222H133ZM136 223V222H135ZM177 223H178V221H177ZM176 223V224H177ZM180 223V222H179ZM204 223H205V221H204ZM217 223V224H218ZM243 223V222H242ZM168 224V223H167ZM212 224V223H211ZM215 224H216V222H215ZM236 224V223H235ZM244 224V223H243ZM250 224V223H249ZM152 225V226H153ZM178 225H180V224H178ZM194 225V224H193ZM237 225H238V223H237ZM262 225H263V223H262ZM125 226H126V228H125ZM128 226H129V224H128ZM132 227L133 226H135V224L134 225H131ZM136 226H139V225H137L136 224ZM200 226V225H199ZM211 227V229H212V226H213V230H214V227H215V225L213 224V225H210ZM235 226V225H234ZM251 226H253V225H251ZM250 226V227H251ZM132 227H130V229L132 228ZM150 227V226H149ZM179 226H177V227H175V230H174V228H173V232L170 234V232H169V234H170V236L169 235H166V237L168 236V238L166 239V241H168L173 247H175L174 249H176V251H177V248H179V251L180 252H182V251H184L185 252V255L187 256L186 258H185V260L189 257V259L191 258L192 260H193V262H195V264H208V263H206V261H208V260H206V258H207V256L208 257H210L209 256V254H211V251L213 250H210L211 249V241H210V239H208V237L209 238H211L212 237V235H208V233L207 234H201V236H199L198 234H200V231H202V228H201V230L200 231H198V234H196V236L198 235L199 237H198V239L196 240V242H195V234H194V244L192 243V242H190V243H192L191 245H192V247L191 246H189V243H188V241H187V239L183 236V235H181V233L180 232H182V230L180 231V227L178 228ZM188 227V226H187ZM191 227H192V225H191ZM209 227V226H208ZM238 227V226H237ZM244 227V226H243ZM129 228V227H128ZM140 227H138L137 229H139ZM142 228L143 227H141V230H142ZM153 228V227H152ZM183 228V227H182ZM199 227H197L196 229H198ZM204 228H206V227H204ZM210 228H208V230H207V232H209V234L211 233V231H213V230H210ZM215 228H217V226L215 227ZM240 228L242 229V226H241V224H240ZM256 228V227H255ZM111 229V232H109V234H108V230H110ZM136 229V230H137ZM239 229V228H238ZM246 229H249V228H247L246 227ZM252 229H253V227H252ZM129 230V229H128ZM127 230V231H128ZM131 230H133L134 231V229H131ZM129 231L131 234H132V231ZM140 230V229H139ZM144 230V229H143ZM217 229H215V231H216ZM220 230H223L222 228L220 229ZM224 230V231H225ZM237 230V229H236ZM254 230V229H253ZM146 231V230H145ZM149 231H150V229H149ZM148 231V233H151V232H149ZM172 231V230H171ZM186 231V230H185ZM194 231V230H193ZM224 231H223V234H224ZM251 231V230H250ZM0 232H1V230H0ZM143 232V231H142ZM205 232V231H204ZM214 232V231H213ZM222 232V231H221ZM254 232V231H253ZM136 233V232H135ZM135 233H133V234H135ZM147 233V232H146ZM185 233V232H184ZM197 233V232H196ZM201 233H203V232H201ZM215 233H217V232H215ZM230 233V232H229ZM252 233V232H251ZM126 234H127V232H126ZM129 234V233H128ZM137 234H138V232H137ZM142 234V233H141ZM144 234H145V232H144ZM192 234V233H191ZM238 234H240V233H238ZM149 234H147V236H148ZM152 235V234H151ZM162 235V236H163ZM226 235V234H225ZM228 236H229V234H227ZM248 236H250L249 235V233L247 234ZM123 236V235H122ZM125 236H127V235H125ZM139 235H137V237H138ZM144 236V235H143ZM146 236V238H148ZM220 236H222V235H220ZM241 236V235H240ZM240 236H238V237H240ZM243 236V235H242ZM245 236V235H244ZM243 236V237H244ZM135 237H136V235H135ZM140 237V236H139ZM142 237V236H141ZM151 237V236H150ZM153 237V236H152ZM247 237V236H246ZM245 237V238H246ZM118 238V239H119ZM124 238V237H123ZM128 238H129V236H128ZM132 238V237H131ZM144 238V237H143ZM146 238H145V240H146ZM165 238V237H164ZM191 238V237H190ZM189 238V239H190ZM226 238V237H225ZM115 239V240H114ZM118 239H117V241H118ZM125 239V238H124ZM140 239V238H139ZM150 239V238H149ZM212 239V238H211ZM244 239V238H243ZM119 240H121V239H119ZM128 240V239H127ZM145 240H144V243H145ZM140 241H142L141 239H140ZM139 240H138V242H140ZM218 241V240H217ZM221 241H222V237H221ZM240 241V240H239ZM238 241V242H239ZM252 241V240H251ZM148 242V241H147ZM147 242H146V244H147ZM167 242V243H168ZM121 243H122V241H121ZM142 243V242H141ZM261 243V242H260ZM145 244V245H146ZM163 244H165V243H163ZM235 244V243H234ZM126 245V246H125ZM217 245V244H216ZM215 245V246H216ZM258 245V244H257ZM147 246V245H146ZM167 246V245H166ZM214 246V247H215ZM125 247H127L126 248V250L124 251V249H125ZM213 247V248H214ZM259 247V246H258ZM120 248H123V253L122 252H120L119 253V251H120ZM257 249V248H256ZM255 249V250H256ZM149 251V250H148ZM235 252V251H234ZM247 252H249V251H247ZM215 253V252H214ZM234 254V253H233ZM212 255V254H211ZM222 255V254H221ZM235 256V255H234ZM233 256V257H234ZM103 258V256H100V258ZM213 257H215V256H213ZM106 258V260H109V258L107 259ZM217 258V257H216ZM244 258V257H243ZM242 258V259H243ZM94 259H95V261H94ZM104 259V258H103ZM102 259V260H103ZM114 259V260H115ZM214 259V258H213ZM233 259V258H232ZM98 261H96V263H99L101 260H99V258L97 259ZM105 260V259H104ZM103 260V261H104ZM105 260V263L106 262H108V261H106ZM116 260H115V263H116ZM188 260V259H187ZM206 260V261H205ZM211 261H212V259H210ZM255 260V259H254ZM263 260V259H262ZM92 261V262H91ZM94 261V262H93ZM102 261V263H104ZM110 261H112L111 259H110ZM153 261V260H152ZM184 261V260H183ZM211 261H210V263L209 264H211ZM249 261V260H248ZM188 262V261H187ZM214 262H215V259H214V261H212V264H214ZM242 262V261H241ZM247 262V261H246ZM253 262V261H252ZM101 263V262H100ZM99 263V264H100ZM104 263V264H105ZM111 263V262H110ZM113 263V262H112ZM114 263V264H115ZM186 263V262H185ZM184 263V264H185ZM189 263V262H188ZM249 263V262H248ZM108 264V263H107ZM192 264V263H191ZM217 264V263H216ZM254 264V263H253Z\"/></svg>",
	"mask_w": 264,
	"mask_h": 264
},
{
	"label": "rangeland",
	"instance_id": "374dc122",
	"mask_svg": "<svg viewBox=\"0 0 264 264\" xmlns=\"http://www.w3.org/2000/svg\"><path fill=\"white\" fill-rule=\"evenodd\" d=\"M72 1H74V0H72ZM91 1L92 0H88V1H84L85 3L83 4L84 6H83V10L85 9L86 10V8L88 9V10H86V11H89V12H86V11H83V10H81V8H80V10H79V13L81 14H77V16L79 17H77L75 14L76 13H74L75 12V10H76V8L79 6L78 5V3H77V1H74L75 3H76V5H75V3L74 2H70L69 4H68V6L70 7V6H72V5H74L73 7H71V8H69L68 6L66 7V9L64 10V12L60 15V17H59V22L57 23L58 25H54V26H52L50 29H52V30H50V34H51V37H53L54 35H55V37H57L58 36V32H60V28H62V30H63V28L64 27H66V26H68V27H66V28H64V31L66 30V32H67V30L70 28V31H71V36H73V37H75V38H78L79 37V34H81L82 35V33L84 34L85 33V31H87V29H88V26L90 25V18L88 19L87 17H86V15L88 16V13L90 14L91 12H92V10L93 9H91V7L94 5V4H92L91 3ZM108 1H110L111 2V0H108ZM129 1V5H128V8H130V9H128V8H126V9H128V11H126L127 12V15L128 16H130L131 17V20H132V23H135L133 26H132V31H133V28H135L134 30H136V31H133V32H135V34L134 35H136V32H138V34L137 35H140L141 34V32H139V31H142V30H146V31H142V34H144L143 36L145 37H147V35H148V37H149V39L151 40V43L153 42V45H154V47L155 48H157V46H159L160 48L159 49H157L158 50V54L160 55H158V58L160 57V59L162 58V60L164 61V65L166 66V67H168L169 66V68H167V71H168V73H167V76H170L171 78H170V81H172L171 83H172V87L170 86V87H168L167 88V91H168V94L170 93V88H171V90H173V87L175 86V84L176 85H178L177 87H176V89H175V87H174V91H173V94H172V92H171V94H167L166 93V97L168 96V98L170 99V101H169V99H168V101L170 102H167V100L165 101V102H167L165 105L167 106V108H169L168 106H170V108L172 109H169V111L167 110H164L163 109V111L166 113V112H169L170 113V116H169V113L167 114H165L166 115V117L163 115L164 114V112H162V110H156V111H158L157 113H156V115H155V118H153V126H155V127H157V126H160V127H158L157 129H158V132H159V129L161 130L160 132H159V134H163V135H161V136H163L164 137V139H165V134L166 133H168L167 131L169 130V134H167L166 136L168 137V139H170V138H172V139H170L171 141L172 140H174V142H175V140H176V137L178 136V128H179V124H180V119H181V115H182V112H184L187 108L189 109V112H191L193 109L192 108H194L192 105L193 104H196L198 101H199V96H201V90H202V88H203V83H205L206 82V80H207V75H208V77H209V75H210V72H211V68L212 67H209L210 65H211V63L213 64V49L215 50V51H217L218 49V47H220V49H221V51L222 50H224L223 51V54H222V57L218 60V65H216L215 64V67L216 68H214L215 69V75H216V80H217V82H216V86H215V90H214V92L212 91V94H210V96L211 97H209V99L207 100V104L208 103H210V105H209V107H208V109H207V111H205L204 113V117L201 119L202 121H200L199 123H197V124H195L196 125V127L198 126V128L199 129H202V130H209V127H210V129H211V125H212V123H211V119L212 118H210L209 119V117H211V114H210V112H209V110H211V108L210 107H213L215 104V102L216 101H219V100H217V96H218V99L221 97V99L220 100H224V101H222V102H224L223 104L220 102V104H219V107H218V109L220 110L222 107H223V105H224V107L222 108V110H220L221 112L220 113H222V111H223V113L225 114H227V112H228V114L226 115V116H228V118L222 113V115H224L225 117H226V119H225V121H231V122H225V126H226V128L228 127V129H230L229 131H228V129H226V128H224V131H223V129L221 130V132H220V134L222 135V136H224L225 137V139H224V137H222L221 135H219V136H221V137H219V139H217L218 141V143L216 144V148H215V151H218V152H214V154L210 157V159H209V161L211 162V159L212 160H216V161H214V163L212 162V165H213V168H211L212 166H211V163L210 162H208V166H209V164H210V168L208 169V172H207V174H211V175H207L209 178H207V181H209L208 183H207V181H206V183H203L204 185H201V189L203 188V189H206V188H210V189H206L207 191H211V193H210V197L209 196H207V194L209 195V193H207L206 194V196H207V201H208V206H206V208L208 207L209 208V210L210 209H212V212H211V210L209 211V210H203V209H201V207H199V209L197 208L199 205H202V203H203V201H204V197H201V196H203V195H201V194H203V192H205L203 189L201 190V191H199L201 194H199L198 195V193H196L194 196H191L190 198L191 199H187V198H185V197H181V198H183L182 200H179V202L180 203H184V202H186V203H184V204H178V200H177V198H169V201L170 202H168L169 204H168V208H170V210H169V212H167L166 211V215L168 214H170V216H165V217H167V218H164V219H166V221H163V222H165L164 224H165V228H166V230L164 231V235L163 234H161V236L159 237V236H155L154 237V233H152V232H154V231H152L154 228H155V225H151V220H152V215L150 214V212H149V210L151 209V205L149 204V202H148V200H145L144 198V196H143V194H142V192H140L139 190H136V189H133V191L132 190H130L129 192H127L128 193V195L127 196H125L124 197V195H126V193L124 194V195H122V197L123 198H125V202H124V199L123 198H120L121 199V203H122V205H121V213H120V215H123L124 216V218L126 219V216L128 217L126 220H127V222H126V225H127V228H126V226H125V230L126 231H124L125 233H123V234H120L119 236H121L120 238L117 236V237H115L116 238V240L114 241L115 243L117 242H120L118 245H123V248H124V244L126 243V245L128 244V242H129V240L130 239H133V244L134 243H136L135 241H134V239L137 241V244L138 243H140L141 245H143L144 246V248H146L145 249V251L147 252V253H149L148 254V256H149V258H150V260H151V262H152V264H184L185 262V264H195V262H193V260L190 258L189 259V257L185 260V258L187 257L186 255H185V252L184 251H182V252H180L179 251V248H177V251H176V249H174L175 247H173L168 241H166V239L168 238V236L166 237V235H169L170 236V234L175 230V227H177V226H179L178 228L180 229V231L182 230V232H180L181 233V235H183L186 239H187V241H188V243H189V246H191L192 247V245L196 242V240L198 239V237L199 236H201V234L203 235V234H207L208 233V235H212V239L211 238H209L208 237V239H210V241L212 242L211 243V249L210 250H212L211 251V254H209V256L210 257H208L207 256V258H206V260H208V261H206V263H210V259H212V261H214V259H215V262H214V264H264V0H128ZM166 1H167V3H166ZM175 1V2H174ZM177 1V2H176ZM186 1V2H185ZM223 1V2H222ZM234 1V2H233ZM112 2H113V0H112ZM189 2V3H188ZM74 3V4H73ZM133 3V4H132ZM169 3V4H168ZM176 3V4H175ZM179 3V4H178ZM185 3V4H184ZM229 3V4H228ZM90 4V5H89ZM166 4V5H165ZM169 6H168V5ZM172 4H174V5H172ZM187 4V5H186ZM217 4V5H216ZM219 4H220V6H219ZM225 6V4H226V6L224 7L223 5ZM167 7V9L165 8V6ZM174 6L175 8L173 9V7L172 6ZM206 5V6H205ZM86 6V7H85ZM181 6V7H180ZM213 6V7H212ZM217 6H219L220 8H218ZM134 7V8H133ZM165 9H163V8ZM172 8L171 9V11H170V8ZM225 8L224 9V12H220V11H223V10H221V8ZM73 8L75 9V10H73ZM142 8H144V9H142ZM227 8H229V9H227ZM69 11H68V10ZM72 9V10H71ZM78 9V8H77ZM137 9V10H136ZM139 9H141V10H139ZM163 9V10H162ZM169 9V10H168ZM213 9V10H212ZM70 10H71V12H70ZM90 10H91V12H90ZM167 10H168V12H167ZM217 10L220 12H217ZM65 11H66V13H65ZM68 11V12H67ZM131 11V12H130ZM152 11V12H151ZM173 11V12H172ZM175 11V12H174ZM77 13H78V10L76 11ZM205 12H206V14H205ZM70 14L69 16H68V14H67V16L65 15V16H63L62 17V15L63 14ZM129 13H130V15H129ZM155 13V14H154ZM217 13V14H216ZM219 13V14H218ZM222 13H223V16H222ZM228 13V14H227ZM75 15V17L76 18H72V16L74 17V15ZM85 16V18H83L82 19V17H84L83 15ZM135 14H136V16H135ZM201 14V15H200ZM204 16V17H203ZM135 17V18H134ZM60 18H63V19H61L60 20ZM80 18L82 19V22H84V23H78V21L80 22L81 20H80ZM87 18V19H86ZM155 20H154V19ZM158 18V19H157ZM205 18V19H204ZM69 19V20H68ZM73 19V20H72ZM78 20L77 22H76V20ZM86 21H85V20ZM137 19V20H136ZM142 19V20H141ZM151 19H153V21L151 20ZM157 19V20H156ZM204 19V20H203ZM206 19L207 20H210V21H206ZM72 20V21H71ZM75 20V21H74ZM89 20V21H88ZM149 20V21H148ZM159 20V21H158ZM168 20V21H167ZM61 21V22H60ZM62 21H65V23H64V25H63V22ZM66 21H68V22H66ZM69 21H70V23H69ZM134 21V22H133ZM138 21V22H137ZM140 21H143V23L142 22H140ZM161 21V22H160ZM171 23H170V22ZM203 21V22H202ZM73 22V23H72ZM75 22V23H74ZM85 22H87L86 23V25H85ZM156 22V23H155ZM172 22H173V24H172ZM208 23L207 25H206V23ZM66 23L68 24V25H66ZM141 23L142 24H144V25H142L141 26ZM166 23V24H165ZM205 23V24H204ZM61 24V25H60ZM72 24V25H71ZM73 24H75V25H73ZM77 24H79L78 26H77ZM80 24H81V26H82V24H84L83 25V28L80 26ZM89 24V25H88ZM137 24V25H136ZM155 24V25H154ZM192 24V25H191ZM206 26H204V25ZM88 25V26H87ZM139 25V26H138ZM168 25V26H167ZM170 25V26H169ZM174 25V26H173ZM177 25V26H176ZM195 27H194V26ZM199 25H202V26H199ZM62 26V27H61ZM73 26L75 27L76 26V28H77V30H83L84 28H85V30H84V32L83 31H81V33H78V31L75 29V31H74V28H73ZM135 26H137V27H135ZM143 26H144V28H143ZM164 26V27H163ZM166 26V27H165ZM171 26H173V27H171ZM197 26H199V27H201V28H197ZM55 27V28H54ZM60 27V28H59ZM71 27L73 28L72 30H71ZM138 27H140V29L138 28ZM142 27V28H141ZM171 27V28H170ZM174 27H175V30H172V29H174ZM191 27H194V29H195V33H193L194 31L192 30L193 28H191ZM203 27L205 28L204 30H203ZM219 27H221V28H219ZM54 28V29H53ZM56 28H58L57 30H55ZM146 28V29H145ZM167 28H170V29H167ZM190 28H191V31H190ZM209 30H208V29ZM157 29V30H156ZM198 29V30H197ZM199 29H200V31H199ZM218 29H219V31H218ZM221 29H222V31H221ZM61 30V31H62ZM138 30V31H137ZM188 30V31H187ZM63 31V32H64ZM73 31V32H72ZM79 31V32H80ZM186 31L187 32H189L190 34H188V33H186ZM198 31V32H197ZM53 32L55 33V34H53ZM78 34H77V33ZM148 32V33H147ZM201 33V35H200V33ZM207 32V33H206ZM219 32V33H218ZM73 33H74V35H73ZM76 33V34H75ZM147 33V34H146ZM186 33V34H185ZM191 33H192V35H191ZM199 33V34H198ZM204 33V34H203ZM219 35H218V34ZM67 34H68V32H67ZM141 34V35H142ZM168 34V35H167ZM191 35L190 37L188 36V35ZM197 34V35H196ZM216 34V35H215ZM62 35H63V33H62ZM62 35H59L57 38H59V39H56V40H58L57 41V43H56V45L58 44V45H60V46H58L57 45V48H55L54 46H56V45H54L55 43H53V41L55 40V38L53 37V38H51L52 40V43L50 42V46L52 47H50L49 46V54H51L53 51H56V53H52V58H51V61H52V63H53V66L55 65L54 63H56L59 59H60V61H61V56L58 58L57 56H59V54L60 55H62V53L63 52H61V51H63V49H64V45H61V44H64L63 43V41H62V38H63V36ZM80 35V36H81ZM136 35V36H137ZM187 35V36H186ZM198 35L199 36H201V37H198ZM207 35V36H206ZM213 35H214V37H213ZM77 36V37H76ZM166 36V37H165ZM171 36V37H170ZM186 37V40L184 39L185 37ZM194 36H196L195 38H197V39H194ZM218 36V39H220V41H218V39H216V37ZM73 37L71 38V40H73ZM147 37V38H148ZM184 37V38H183ZM187 37H189L188 39V41H191L190 43L187 41ZM199 38V39H198ZM205 38V39H204ZM64 39V38H63ZM182 39H183V41H184V46H183V44L181 43V42H183L182 41ZM55 40V41H56ZM81 40V41H80ZM79 40V42L80 43H78L77 45L79 46V45H83V47L85 48V42L83 43L82 42V39H80ZM193 40H196V41H193ZM202 40L204 41V42H202ZM54 41V42H55ZM60 41H62V42H60ZM187 41V42H186ZM193 41V42H192ZM207 41V42H206ZM216 41H217V43H216ZM82 42V43H81ZM180 42V43H179ZM220 42V43H219ZM59 43H61V44H59ZM158 44V45H155V44ZM189 43V44H188ZM193 44V46L195 45V44H197V46L195 45L194 47L193 46H191L192 44ZM54 46H53V45ZM181 44V45H180ZM200 44V45H199ZM217 46H216V45ZM76 45V47H78ZM191 46L190 48H187V49H189L190 50V52H192V53H190L189 52V50H186V48L185 47H189V46ZM219 45V46H218ZM62 46H63V49H61L62 48ZM130 47V44L129 45H127V46H125V47H127V48H125L124 47V50H126L125 51V53H124V50H122V53H123V55H121L122 57H125L126 56V53H128V55L130 54L129 52L130 51H132V52H134V53H132L131 52V54L130 55H132V57L135 55V57H136V59H135V57H133V60H134V62H136V60L138 61V65H137V62L134 64L133 63V67H131V68H134L133 69V72H130V71H132V69L130 68V70L128 69L127 70V72H128V77H129V74H132L130 77H129V79L127 78V76L125 75V73L123 72V74L122 73H120V71L121 70H123V69H121L122 67V64H121V66L120 65H118L117 64V68H118V71L116 70L117 68H116V65H115V69H114V74H116V76L117 75H119V76H124L122 79H120V77L119 76H114V74H112V77H114V79L118 82V80H120L118 83V86H116V87H114V88H112V91H111V94L112 95H115V96H112V95H110V92L108 93H105V94H103L101 97H99V98H101V101L100 100H98L97 99V103H93V105H92V108H91V110H90V117H88L86 120L88 121H86L85 120V122H83L84 124H82L81 126L82 127H80L81 129H79V137L80 138H83V139H80L81 140V143H84L87 139H88V135L90 136V134H92V132L94 133L95 132V129H97L98 128V125H99V120L102 118L101 116L103 115L102 113H104V116L106 115V114H108V113H110V111L112 112V111H114V114H116L117 113V117L115 116V115H113V120L110 122V124L111 125H109V127H107L108 129H110V130H112L113 132H111V131H109L107 128H106V130H104V132H103V134H105V136L103 135V134H101V135H103V137L104 138H102V136L100 137V140H102V141H100V142H98V146H99V149H101L100 151L99 150H97V154H96V157L95 158H97L98 159V161L100 162V163H98V161L95 159V163L93 164V166L94 167H92L90 170L92 171V173L90 174V170H89V172H88V177H89V181L87 180L86 182H84V183H81L82 184V187L81 188H86L87 187V189H85L86 191H84V189H81L82 191H80V189L79 188H77V189H79V190H76V191H78L77 193H74V194H76L77 196H79V197H77L76 195H75V197L73 198L74 200H75V203L78 201V202H80V203H78L79 204V206L77 205V203H76V205H77V207H79V211H82V213L81 212H79L78 211V214H79V216H80V213L81 214H83L84 215V213L85 212H87V210L90 208V207H92L93 205V207L94 208H90V210H88L89 212H87V214L88 215H90V213L91 214H93L94 213V211H95V209L97 208V205H96V203L98 204V201H99V197H97V195H98V192L100 191V193H99V196L100 195H102V194H107V195H110V196H116V190L118 189V188H123V189H126L129 185H130V182H128V180H130L131 181V179L130 178H132V176L133 175H139V172H140V167L139 168H137V171H136V167L135 168H131V167H134V166H132L131 165V160H130V157H129V159L128 158H126L127 156H129V154H130V151L128 150V148H129V146L130 147H132V148H134L133 146H134V144H136L137 143V145H138V143H140L141 142V136H142V134H141V132L143 131V129H140V128H138L137 127V123L135 124V123H130V121L131 122H134L135 120V116H136V114L137 113H135V112H137V105L135 104L134 105V102L131 100V97H129V96H127V97H124L123 96V98L121 97L122 95L121 94H119L118 95V93H120L118 90H120V91H124V90H126V91H128L130 88L132 89V90H129L128 91V93L129 94H131L132 92H133V94L132 95H130V96H133V95H135V93H136V91H134V90H137V87L138 86H134V81H131V80H136L135 79V73L138 75V69H139V71H140V68H143V64L142 63H144V66H145V64H147L143 69H145L146 70V72H149L150 70L152 71V67H153V63H155V66L157 65L156 63H157V61H152L153 63L151 64L150 63V67H149V62L148 63H145L144 61H148L146 58H144V56L142 57L143 58V61L140 59V57L142 56V55H140V53H138L139 51L137 50V54H139V55H136V48H135V46H131V48L133 47V49H131V48H129ZM179 46H182V48L180 47L179 48ZM201 46V47H200ZM209 46V47H208ZM55 48V50H53L54 48ZM80 48H83L82 46H79ZM78 47V48H79ZM176 47V48H175ZM216 47V48H215ZM58 48L59 49H61V50H58ZM79 48V49H80ZM83 48V49H84ZM129 48V49H128ZM135 48V49H134ZM192 48H194V49H192ZM51 49V50H50ZM78 49V50H79ZM80 49V52H85V50L86 49ZM175 49L177 50L176 52H175ZM179 49V50H178ZM192 49V50H191ZM163 50V51H162ZM184 50H186V51H184ZM194 50V51H193ZM196 50H197V52H196ZM204 51H206V52H204ZM253 51V52H252ZM51 52V53H50ZM58 52V53H57ZM61 52V53H60ZM188 53L189 52V54L186 56V59H183V56H185L186 54H184V53ZM202 52V53H201ZM212 52V53H211ZM252 52V53H251ZM161 53V54H160ZM172 53H178L179 55L180 54H184L183 56H181V58L183 59V62H182V59L180 58V57H176V54H175V58H177V59H173L174 57H172V56H174V55H172ZM194 53V54H193ZM207 53V54H206ZM258 53V54H257ZM55 54V55H54ZM124 54H125V56H124ZM134 54V55H133ZM163 54V55H162ZM205 56H204V55ZM212 55V57H211V55ZM127 55V56H128ZM162 55V56H161ZM170 55H172V56H170ZM201 55H202V57H201ZM49 56V57H50ZM56 57L57 59L55 60V58L54 57ZM126 56V57H127ZM138 56V57H137ZM152 56H154V55H152ZM190 56V57H189ZM199 56V57H198ZM170 57H171V59H170ZM187 57H189V58H187ZM194 57V58H193ZM211 57V59H209ZM53 58H54V60H53ZM138 58V59H137ZM152 58H154V60H156L155 59V57H152ZM166 58V59H165ZM179 58H180V60L181 61H179ZM193 58V59H192ZM188 59H191V60H194L195 59V61L193 62V61H187L186 63H184L185 62V60H188ZM197 59V60H196ZM224 59V60H223ZM161 60V62H163ZM168 60H170V61H168ZM173 60H176V62L177 63H181L180 65L179 64H177V63H175V61H174V63L172 62ZM223 60V61H222ZM50 61V59H48L47 61H46V65L44 64V62H42V63H38L37 64V66H35L34 68H33V70H32V72L30 73V75H31V77L29 76V78H28V81L26 82V86H29V85H31L32 87H27L26 88V86L24 85V84H22V86L20 87V92H19V95L22 97L21 98V100L22 99H25V104H24V102H22V104H20L19 103V101L17 102V100L18 99H15L14 100V102L11 104V109H13V110H11V113H12V115H11V113H9V115L8 116H4V117H0L1 118V120H2V125L3 126H1V128H2V130H0V139H1V137H2V139L0 140V190L2 191L4 188H5V186L4 185H6V179H8V177L9 176H7V174L9 175L10 174V172L12 171V169H13V167H14V164L16 165V162L21 158V157H23V159H25L24 161H25V165H28L29 163H33V159H35V158H33V156H32V154H30V153H36V152H38L42 147H43V145L45 144V143H47V141L49 140L48 138H50V135L52 134V130H54L55 131V129H56V127L57 126H59V124H60V121L58 120V118L61 120V118H62V113H65V111H66V109H67V107L69 106V103H70V95H67L66 96V94L67 93H69L70 91H71V88L70 89H68L69 87H72L73 86V82H72V79L70 80V81H68L69 79H68V77L70 78V77H72L73 76V74H72V72H74V69L72 68V67H68V71H69V69H72V70H70V72H69V76H67L68 75V72H67V70L65 71L64 70V72H66V73H62L63 75H65V76H63V78L64 77H66L67 76V78H65V79H62V77H61V79L63 80V82H62V80L61 81H58L60 84L58 85V83L56 84V83H51V81H49V79L51 78V77H53L54 75H53V73H55V71L57 70V71H59L60 72V70H58L60 67H61V65H62V62H61V64L60 65H58V62L56 63V65H58V67H55V68H57V69H55L53 66H52V64H50L51 63V61ZM54 61V62H53ZM56 61V62H55ZM142 63H141V62ZM255 61V62H254ZM49 62V63H48ZM139 62H140V64H139ZM168 62H171V63H168ZM191 62V63H190ZM208 62V63H207ZM222 62V63H221ZM186 64V65H188L189 66V68H188V66H186L185 65V67H184V65L183 64ZM193 63V64H192ZM194 63H195V65H194ZM246 63V64H245ZM48 64H50V65H48ZM168 66H167V65ZM170 64V65H169ZM172 64V65H171ZM174 64V65H173ZM189 64H191V66L189 65ZM47 66V67H44V66ZM141 67H140V66ZM183 65V66H182ZM48 66H49V69H48V71H50L51 72V74L48 72V71H46L47 70V68H48ZM136 66V67H135ZM137 66L139 67V68H137ZM172 66V67H171ZM179 66H180V68H179ZM194 66V67H193ZM205 66V67H204ZM242 66V67H241ZM46 69H44V68ZM147 67H149V69L147 68ZM184 67V68H183ZM193 67V68H192ZM204 67V68H203ZM50 68H52V70H50ZM119 68H120V70H119ZM147 68V69H146ZM197 68V69H196ZM210 68V69H209ZM53 69H55V70H53ZM135 69H137V70H135ZM179 69H182V70H180V72H179ZM185 69V70H184ZM187 69V70H186ZM208 69H209V72H208ZM219 69V70H218ZM229 69V70H228ZM263 69V70H262ZM45 70V71H44ZM134 70H135V73H134ZM197 70V72H196V74H195V71ZM206 70V71H205ZM44 71V72H43ZM194 71V72H193ZM35 72H36V74H35ZM118 72H119V74H118ZM122 72V71H121ZM127 72H126V74H127ZM191 72V73H190ZM217 72V73H216ZM223 72H225V73H223ZM33 73H34V75H33ZM42 73H44V74H42ZM45 73H46V75H45ZM48 73H49V75H48ZM185 73V74H184ZM200 73V74H199ZM207 75H206V74ZM222 73V74H221ZM237 73V74H236ZM246 73V74H245ZM260 73V74H259ZM57 74H59L58 72H57ZM61 74V75H62ZM122 74V75H121ZM134 74V75H133ZM179 74L181 75V74H183V77H181L180 76V79L178 78L179 77ZM198 74V75H197ZM256 74V75H255ZM259 74V75H258ZM45 75V76H44ZM50 77H48V76ZM51 75V76H50ZM55 75H56V73H55ZM136 75V77H138ZM192 75V76H191ZM236 75V76H235ZM241 77H240V76ZM43 77L42 78V82H44L43 80H45V77L47 76L48 78V80H45V82L44 83H42L41 82V77ZM112 77H109L110 79L112 78ZM134 77V78H133ZM238 77V78H237ZM38 78H39V81H37L38 80ZM131 78V79H130ZM220 78H222V79H220ZM242 78V79H241ZM110 79H108L107 81V86H111L112 87V84H109V83H111V81L112 80H114L113 78L110 80ZM128 79V80H127ZM177 79V80H176ZM204 79H205V81H204ZM33 80V81H32ZM51 80L53 81V78H51ZM110 80V81H109ZM121 80H122V82H121ZM125 80V81H124ZM186 80V81H185ZM223 80V81H222ZM235 80V81H234ZM239 80V81H238ZM255 80V81H254ZM29 81H31V83L29 82ZM46 81H48L49 83H51L50 85H47V84H45L46 83ZM65 81V82H64ZM66 81H68V82H66ZM126 81H130L129 83H131V84H129L128 82H126ZM177 81V83H175L174 84V82H176ZM194 81V82H193ZM227 81V82H226ZM233 81V82H232ZM241 81V82H240ZM259 81V82H258ZM62 82V83H61ZM112 82H114V81H112ZM187 82V83H186ZM190 82V83H189ZM239 82V83H238ZM34 83H35V86L36 87H38V88H36L35 86H34ZM72 85H71V84ZM120 83H121V87H123V88H125L124 90H123V88H122V90L121 89H119V88H121L119 85H120ZM129 85H128V84ZM202 83V84H201ZM232 83H233V85H232ZM29 84V85H28ZM37 84V85H36ZM44 84V85H43ZM53 84V85H52ZM62 84V85H61ZM63 84H68V85H64L63 86ZM136 84V83H135ZM196 84V85H195ZM38 85H40V88L42 89V87H45V85H46V88L49 86V88H51L50 86H53L52 88H54V90L53 91H51L52 90V88H51V90L49 91L50 93H53L52 95L50 94V93H48V90H49V88H43L42 89V91L40 90V92H39V90L38 89H40L39 88V86ZM56 85H58V86H60L59 88H60V90H61V88H63L62 90L64 91V97L63 96H61L60 94H58L59 93V88H58V91H57V87L58 86H56ZM125 85V86H124ZM129 87H128V86ZM132 85V86H131ZM227 85V86H226ZM236 85V86H235ZM240 85V86H239ZM56 86V87H55ZM61 86H63V87H61ZM69 86V87H68ZM128 88H127V87ZM134 86V87H133ZM193 86H194V90H192L193 89ZM222 86V87H221ZM229 86V87H228ZM233 86V87H232ZM34 87V88H33ZM68 87V88H67ZM117 87H119V88H117ZM218 87V88H217ZM228 87V89L226 90V88ZM232 87V88H231ZM245 87H247V88H245ZM23 88V89H22ZM29 88V89H28ZM66 88L69 90H67L66 91ZM73 88H74V86H73ZM117 90H116V89ZM127 88V89H126ZM222 88V89H221ZM232 90H231V89ZM26 89H27V92H29L30 90V92L29 93H27V92H25L24 93V97H23V95H21V93L23 94V92L24 91H26ZM35 89H37L36 91H37V95H38V93H41V96L45 93V95H43V96H45L44 97V99L45 100H47V98H48V100L47 101H49V102H47V101H45L44 99H42L43 97H41L40 95L37 97V95L35 94V92H34V90ZM56 89V90H55ZM113 89H115L114 91H113ZM219 89H220V91H219ZM225 89V90H224ZM249 89V90H248ZM22 90V91H21ZM29 90V91H28ZM45 92H44V91ZM60 91V92H62L63 93V91ZM230 90V91H229ZM235 90V91H234ZM237 90V91H236ZM46 91H47V93H46ZM55 91H57L56 92V94L58 95V97L56 98V95H55ZM72 91H73V89H72ZM118 91V92H117ZM166 91V89H165V92H167ZM192 91H194L193 92V94L192 95H189L190 93H192ZM226 91V92H225ZM34 92V94H35V96H34V94H32ZM44 92V93H43ZM65 92H67V93H65ZM112 92H114V93H112ZM116 92H117V95H116ZM131 92V93H130ZM148 92V91H147ZM216 92V93H215ZM257 92V93H256ZM188 93V94H187ZM214 93V94H213ZM218 93H219V95H218ZM224 93V94H223ZM226 93V94H225ZM260 93V94H259ZM26 94V95H25ZM27 94H29L28 96H27ZM30 94H32L35 98H33V96H31ZM46 94H48V95H50V98H51V96H52V100H50V98H49V96L47 97L46 96ZM108 94H109V96H108ZM231 94V95H230ZM234 94V95H233ZM255 94H257V95H255ZM18 95V96H19ZM61 97H60V96ZM105 95H106V97H105ZM172 97H171V96ZM189 95V96H188ZM193 95H195L194 97H193ZM199 95V96H198ZM214 95V96H213ZM239 95V96H238ZM254 95H255V97H254ZM65 96H66V99H67V97H68V99H67V101L69 102H67V101H65L66 99H65ZM111 96L112 97H114L115 98V100L113 99V98H111ZM120 96L122 99H123V101L125 102V103H129V104H132V107L134 108H132V107H130V106H128V105H126V104H124L123 103V101H121L122 99L119 97V99H118V97ZM213 96V97H212ZM216 96V97H215ZM223 96V97H222ZM28 97L30 98V99H34V100H32L31 102H32V104H31V102L29 101L30 99H28ZM40 97H41V99H40ZM47 97V98H46ZM63 97V99H61ZM117 97V98H116ZM129 97V98H128ZM174 97V98H173ZM187 97H189V98H187ZM192 97H193V99H192ZM227 97V98H226ZM233 97H234V99H233ZM259 97V98H258ZM53 98H55V99H53ZM60 98V99H59ZM109 98V99H108ZM125 98V99H124ZM183 98V99H182ZM191 98V99H190ZM213 99V100H211V99ZM226 98V99H225ZM257 98V99H256ZM28 99V101H26ZM38 99H39V101H38ZM65 99V100H64ZM107 99V100H106ZM127 99V100H126ZM130 99V100H129ZM167 99V98H166ZM176 99V100H175ZM233 99V100H232ZM43 100V101H42ZM54 100V102H52ZM56 100H58V103H57V101ZM64 100V101H63ZM106 100V101H105ZM111 100V101H110ZM114 100V101H113ZM117 100H119V101H117ZM174 100V101H173ZM210 100H211V102H210ZM216 100V101H215ZM230 100H232V101H230ZM238 100V101H237ZM253 100V101H252ZM261 100V101H260ZM34 101H35V103H34ZM41 101V102H40ZM45 101V102H44ZM56 101V102H55ZM60 101H62V102H60ZM100 101V103H98ZM117 101V102H116ZM129 101V102H128ZM176 101V102H175ZM177 101H179L178 103H177ZM186 101V102H185ZM197 101V102H196ZM226 101V102H225ZM26 102H27V104H26ZM44 102V103H43ZM53 103V107L52 106H50L48 103H50L51 105H52V103ZM60 102V103H59ZM63 102H67L66 104L65 103H63ZM103 102H105V103H103ZM110 103V104H108V103ZM112 102H115V103H118V104H120L121 102L123 103V107H122V103H121V105H116L115 103V105L112 103ZM132 102V103H131ZM213 102V103H212ZM19 103V104H18ZM30 103V104H29ZM37 103V105H35ZM41 103V105H40V108L41 107H43L44 108V110H42L43 108H37V107H39V104ZM43 103V104H42ZM46 103V104H45ZM54 103H56V104H58V107L57 106H55V104ZM193 103V104H192ZM227 103V104H226ZM234 103H235V105H234ZM249 103V104H248ZM16 106H15V105ZM34 104V105H33ZM44 104H45V106H44ZM59 104H62V108H63V105L65 104L67 107H64L63 108V110H62V108L60 107V105ZM100 104H104V105H109V106H103V105H100ZM177 104H179V106H178V109H176V107H177ZM214 104V105H213ZM230 104V105H229ZM23 106V111L21 110L20 111V109H21V107ZM24 105H26V106H24ZM28 105H30V107L28 106ZM33 105V106H32ZM47 105H49V107H50V110H52L51 111V113H50V110H49V107L47 106ZM64 105V106H65ZM113 107H112V106ZM126 105V106H125ZM134 105V106H133ZM213 105V106H212ZM233 106V108H231L232 106ZM255 105V106H254ZM21 106V107H20ZM28 106V107H27ZM32 106V107H31ZM35 106V107H34ZM37 106V107H36ZM48 108H47V107ZM93 106H95V107H93ZM97 106V107H96ZM100 106V107H99ZM101 106H103V108L105 109L106 107H108L109 108V110H108V108H107V111H108V113H107V111H106V109L104 110L105 112H106V114H105V112H102V110H100V109H102V107ZM112 108H111V107ZM116 106V107H115ZM128 106V107H127ZM183 106V107H182ZM226 106V107H225ZM18 107H19V109H18ZM25 107V108H24ZM27 107V108H26ZM34 107V110H32V108ZM56 107V108H55ZM115 107V108H114ZM130 107V108H129ZM28 108H31V109H29L28 110ZM51 108H53L54 110H56L57 108V110L56 111H53V109H51ZM60 108V109H59ZM98 109V110H95V109ZM113 108H114V110H113ZM116 108L118 109V110H116ZM121 108L123 109V111L121 110ZM126 108H127V111H126ZM129 108V109H128ZM224 108H225V110H224ZM231 108V109H230ZM242 108V109H241ZM25 109L26 110H28V111H25ZM37 109V110H36ZM38 109L41 111L42 110V112H40L41 114H39L40 115V117L42 116V118L43 119H40V117L38 118V113H37V111H38ZM48 110V112L47 111H45V110ZM125 109V110H124ZM131 109V110H130ZM231 111H230V110ZM235 109V110H234ZM240 109V110H239ZM15 110H19L18 111V113L20 112V114H19V117H21V115L25 118V119H23V117H21L20 119H21V121H20V119H19V117H18V122L20 121V124L19 123H17V126L19 127V130H17L16 132H15V137H14V139H16V140H19V141H16V140H14L13 139V141L9 144V143H7L8 142V140H7V138L4 136V133L7 131V134H8V131H9V128H10V130H12V128L14 127L13 125H11V123H14L13 122V119H14V117H13V112L12 111H14V113L16 112ZM31 110H32V112H31ZM36 110V113L37 114H35V111ZM95 111V112H93V111ZM119 110H121V111H119ZM129 110H130V112H129ZM175 110H176V112H177V115H175ZM248 110V111H247ZM260 110V111H259ZM44 111L45 112H47L46 113V115H47V117L46 116H43L45 113H44ZM62 113H61V112ZM96 111H98L100 114H98V112H97V114L98 115H96ZM125 111H126V114L127 113H129V114H127L128 116H124V114L123 113H125ZM171 111V112H170ZM174 111V112H173ZM224 111H227V112H224ZM21 112H22V114H21ZM27 112V113H26ZM56 112H60L62 115H57L56 117H57V120H51L52 119V117L54 118V115H56L57 113ZM93 112V113H92ZM102 112V113H101ZM116 112V113H115ZM131 112H134L133 113V115H132V117H131ZM162 112V114L161 115H158V114H160ZM242 112V113H241ZM250 112V113H249ZM29 114V113H32L30 116L29 115H26V114ZM33 113H34V116H33ZM95 113V114H94ZM120 113V114H119ZM121 113H122V115H121ZM236 113V114H235ZM210 114V115H209ZM243 114V115H242ZM36 115V116H35ZM49 115V116H48ZM92 115L94 116H97L96 117V119H95V116H94V119H93V117H92ZM101 115V116H100ZM164 117H163V116ZM206 115H208L207 117H206ZM233 115V116H232ZM244 115H245V117H244ZM32 116H33V118H32ZM100 116V117H99ZM165 119V121H164V119H163V121H161L162 120V117ZM174 116H176V117H174ZM28 117V118H27ZM30 117H31V119H33L32 121L33 122H31V123H29L31 120H30ZM37 117V119H35L34 120V118H36ZM45 117V118H44ZM55 117V118H56ZM121 117V118H120ZM126 119H125V118ZM131 117V118H130ZM156 117H158L159 119L157 120L158 122H159V124H158V122L157 121H155L157 118ZM224 117V118H225ZM236 117H237V120H236ZM241 117V118H240ZM50 121V123L48 122V120ZM116 118V119H115ZM119 118V120H117ZM176 118V119H175ZM233 118V119H232ZM6 119V120H5ZM11 119V120H10ZM24 121H23V120ZM28 119L30 120V121H28ZM38 119H40V121L38 120ZM98 119V121L96 122V120ZM121 119H123V120H121ZM124 119H125V121H128V123H130V124H127V122H125L124 121ZM128 119V120H127ZM155 119V120H154ZM173 121H172V120ZM175 119V120H174ZM203 119H204V121H203ZM209 119V120H208ZM232 119V120H231ZM241 119V120H240ZM3 120H5V121H3ZM27 120V121H26ZM37 120V123H35L34 121H36ZM42 120V121H41ZM46 120V121H45ZM89 120H91V121H93V124L94 125H92V123H91V121H89ZM95 120V121H94ZM114 120H116V121H114ZM205 120H207V121H205ZM8 121V122H7ZM38 121H39V123H41L42 125H43V128L41 127L42 125L41 124H39V126L37 125L38 124ZM54 121V122H53ZM113 121H114V123H113ZM120 121H121V123H120ZM156 122V125H155V122ZM212 121H213V119H212ZM236 121V122H235ZM243 121V122H242ZM11 122V123H10ZM22 122V123H21ZM27 122H28V124H27ZM48 122V123H47ZM90 122V123H89ZM161 122V123H160ZM164 122V123H163ZM172 122V123H171ZM174 122V123H173ZM203 122H204V124H203ZM207 122H209V123H207ZM234 122V123H233ZM249 122V123H248ZM262 122V123H261ZM10 123V124H9ZM26 125V126H24V124ZM35 123V124H34ZM54 123H56L55 125H54ZM87 123V124H86ZM98 123V124H97ZM122 124V130H121V128H120V124ZM124 123V124H123ZM169 123V124H168ZM208 124V126L206 127V129L204 128L205 127V125H207ZM210 123H211V125H210ZM227 123H228V125H227ZM236 123V124H235ZM252 123V124H251ZM22 124V125H21ZM32 124V125H31ZM45 124V125H44ZM48 124H49V127H48ZM88 124H89V126H88ZM95 124H96V126H95ZM114 124V125H113ZM115 124H116V126H115ZM126 124V125H125ZM133 124L135 125V128H134V126H133ZM164 124V125H163ZM169 125V127L167 126V125ZM172 124H173V126H172ZM246 124V125H245ZM11 126V127H9V126ZM34 125V126H33ZM37 125V126H36ZM50 125H52L51 127H55V129H51L50 128ZM128 125H130V126H128ZM162 125H163V127H162ZM171 125V126H170ZM242 125V126H241ZM20 126H21V129H20ZM27 126H29V127H27ZM31 126H32V128H31ZM37 128H36V127ZM46 126V127H45ZM89 127V128H84V127ZM118 126H119V128H118ZM124 126V127H123ZM128 127V129L129 130H127V127ZM8 127V128H7ZM25 127V129H26V127L29 129H23ZM41 128V130L43 129L44 131L46 130L47 131V133L46 132H44L43 130H42V133H43V135L41 134V132H38V131H40L39 130V128ZM45 127V128H44ZM48 127V128H47ZM95 127V128H94ZM97 127V128H96ZM135 129H133V128ZM173 127V128H172ZM251 127V128H250ZM31 128V129H30ZM34 128H36V129H34ZM50 128V129H49ZM114 128H116V129H113ZM125 128V129H124ZM138 130H137V129ZM162 128V129H161ZM171 129V131H170V129ZM247 128V129H246ZM259 128V129H258ZM16 129H18L17 127H16ZM22 129H23V133L24 132H26L27 134H23L22 133ZM32 129H33V131H35V133H36V135L35 134H33V135H31V132H33L32 131ZM83 129V130H82ZM84 129H85V131H84ZM91 129H93V130H91ZM118 129V131H117V133H119L120 135H121V137H120V135L119 134H117L116 135V130ZM165 129V130H164ZM166 129H168V130H166ZM233 129V130H232ZM242 129H243V131H242ZM31 130V131H30ZM82 132H81V131ZM88 130V131H87ZM91 130V131H90ZM125 130V131H124ZM128 131V134H126L125 132H127ZM141 130V131H140ZM202 130H200V131H202ZM238 132H237V131ZM245 130V131H244ZM262 130V131H261ZM3 131V135H2V132ZM30 131V132H29ZM37 131V132H36ZM90 131V132H89ZM108 131V132H107ZM123 133H121V132ZM124 131V132H123ZM134 131V132H133ZM137 131V133H135ZM164 131V132H163ZM174 131H176L175 133H174ZM236 131V132H235ZM258 131V132H257ZM19 133V135H18V133ZM28 132H29V134H28ZM81 132V133H80ZM88 132V134H86ZM111 132V133H110ZM140 132V134L138 135V133ZM227 132V133H226ZM241 132H243V133H241ZM34 133V132H33ZM44 133H46V134H44ZM50 133V134H49ZM83 133V134H82ZM107 133V134H106ZM110 133V134H109ZM112 133H114V134H112ZM129 133H130V135H129ZM134 133H135V135H134ZM234 133H237V134H234ZM241 133V134H240ZM253 133V134H252ZM41 136H40V135ZM48 134H49V136H48ZM81 134L82 135H87V136H81ZM126 134V135H125ZM226 134H229V136H227L226 137ZM239 134H240V136H239ZM259 134V135H258ZM21 135V136H20ZM25 135V136H24ZM26 135L28 136V138L26 137ZM38 135L42 138V141H43V138L44 139H46V140H44L42 143H41V141L39 142V146L37 145V141L36 140H39V139H41L40 137H38ZM47 137H46V136ZM112 135H114L113 137H111ZM122 135H124V136H122ZM129 135V136H128ZM170 137H169V136ZM172 135V136H171ZM173 135L175 136V137H173ZM230 135L233 137V136H235V139L238 141V143H239V147H240V149L239 150H241L240 152H238V153H241V155H240V157H239V154H238V159H239V161L242 163V165L243 166H239V167H241L239 170H241L240 172H239V170H237L239 167H238V165L236 164V172L238 171L239 173H237L238 175H239V177H237L238 175L237 174H234V175H236V177L237 178H239L238 180H236V177L233 175V177H234V183H235V187H237V189H239V191H241V192H236L237 190H235V193L236 194H234L235 196V198H237L238 196H240L241 194H243V195H245V197L247 198H245V199H243V201H242V203H243V206L242 207H240L238 210V213L236 214V213H234V212H232V213H230V217H228L229 219L230 218H232L233 220H231V222L233 223V225L231 226V227H234V228H231L232 230H229V232H227L226 233V230H225V228H223V226L222 227H220L219 226V224H221L222 222H221V220H222V218L220 219L219 217L221 216V215H217L216 213H218L219 212V210H218V212H217V208H219L218 207V205H219V203H218V198H215L216 196L218 197V191H216V190H218V189H214L213 187H215L216 188V186L218 185V183L220 182H218V180H221V177L223 176L222 175V172L226 169V165H223L225 162H226V158H227V155H226V151H224V150H227L226 149V145H228V144H226V143H228V140H229V137H230ZM249 135H250V137H249ZM19 138H18V137ZM24 136V137H23ZM30 136L32 137L31 139H33L35 136V138H37V139H33V140H31L30 139ZM45 136V137H44ZM109 136V137H108ZM119 138H118V137ZM133 136V137H132ZM254 136H256V137H254ZM261 136V137H260ZM22 137V138H21ZM107 139H106V138ZM114 137H116L117 139H119V140H121L122 139V137H124L122 140L124 141V143H123V141L121 142V141H119V140H116ZM129 137V139H130V137L132 138V140L133 139H135V140H129V143H128V140L126 139V138H128ZM136 137H137V140H136ZM240 137H241V140H240ZM26 138V139H25ZM108 138H110V139H108ZM139 138V139H138ZM174 138V139H173ZM254 138H256L255 140H254ZM24 139V141L27 143H25L24 142V144H23V141L22 140ZM163 139V140H164ZM167 139V138H166ZM164 140V141H160V143H163L162 145H161V147L160 148H156L157 147V145L158 144H156L155 146H152V148H153V150H158V149H160V150H158V151H152V155L153 154H155V155H153L155 158H156V160H157V162H159V163H156L155 164V158H153V156H150V160L148 161V164L147 163H145V167H144V171L147 173V171H149V172H151L152 173V175H154V173H155V170H153V169H156V165L158 166V169H161V163H162V158L161 157H163V156H165V154H166V152H167V149L166 148H164V146L165 147H167V146H169L170 147V145L171 144H169L170 143V140ZM244 139V140H243ZM247 139H249L248 141H247ZM263 141H262V140ZM21 140V141H20ZM27 140V141H26ZM30 140H31V142H30ZM84 142H83V141ZM109 140H110V142H109ZM111 140H114L113 142L111 141ZM117 142H121V143H123V147H124V145L125 144H127V145H125L126 147V150H128V151H126L125 150V148L123 149V147H122V145H121V143H120V146L122 147V149L121 148H119V143H117ZM140 140V141H139ZM226 140V141H225ZM4 141V142H3ZM15 141V142H14ZM33 141V142H32ZM46 141V142H45ZM104 141V142H103ZM106 141H108L107 143H106ZM130 141H132V144H131V142ZM134 141H136L135 143H134ZM165 141H167V144L165 143ZM220 141H222L221 143H219ZM240 141H242V143L240 142ZM253 141V142H252ZM6 142V143H5ZM14 142V143H13ZM17 142H18V144H17ZM21 142V143H20ZM36 142V143H35ZM114 142H115V144H117V145H115L114 144ZM173 142V143H174ZM244 142V143H243ZM260 142V143H259ZM32 143H34V144H32ZM103 144V143H105V145H106V147L108 148L109 147V145L110 146H112V144L115 146L114 148H113V150L111 151V149H109V148H112V147H109L108 149H105L106 147H103V146H105V145H99V144ZM110 143H112V144H110ZM159 143V142H158ZM172 143V142H171ZM12 144V145H11ZM20 144L21 145H23L24 146V148L27 150H24V149H21V150H19L20 149ZM40 144H42L41 146H40ZM108 144V145H107ZM133 145V146H131V145ZM166 144V145H165ZM219 144V145H218ZM220 144H222V146H220ZM224 144V145H223ZM241 144H243V145H241ZM18 145H19V147H18ZM27 145V146H26ZM29 145H30V147H29ZM31 145H35V146H32L31 147ZM129 145V146H128ZM136 145V146H137ZM160 145H158V147L160 146ZM250 145H252V146H250ZM23 146H21L22 148H23ZM38 146V147H37ZM81 146H82V144H81ZM81 146H79V147H77V148H75L74 149V151H72V153H71V155H70V161L71 162H75V163H77V161L79 160V157L81 156V154H79V153H82V147ZM100 146L102 147V148H104L103 149V151L106 153V151H107V153L104 155V152L102 151V148H100ZM118 148H117V147ZM127 146H128V148H127ZM218 146H220V147H222L221 149L219 148V150H221L220 152H219V150H218ZM250 146V147H249ZM11 147V148H10ZM35 147V150L33 149ZM40 147V148H39ZM245 147L246 148H248L249 147V150L248 149H245ZM262 147V148H261ZM27 148H31L32 149V151H31V149H27ZM132 148H131V150H132ZM168 148V147H167ZM254 148V149H253ZM38 149V150H37ZM78 149H80V152H79V150ZM115 149H116V152H115ZM118 149V150H117ZM130 149V148H129ZM217 149V150H216ZM28 150H29V152H28ZM75 150H77V152L75 151ZM119 150H121V155L120 154H118L117 152H120ZM248 150V151H247ZM251 150V151H250ZM253 150V151H252ZM18 151V152H17ZM21 151H22V153H21ZM24 151H26V152H24ZM35 151V152H34ZM127 152V154H126V152ZM162 151H165L164 153L162 152ZM245 151H247L246 153H245ZM14 152V153H13ZM15 152H16V154H15ZM26 153V154H24V153ZM109 152H113V154L112 153H109ZM124 152V153H123ZM128 152H129V154H128ZM158 152V153H157ZM163 154V156H161V153ZM225 154H224V153ZM17 153H20V155H22V156H19ZM75 153H78V154H76V155H78V158H76V159H74L73 160V158H71L73 155H75ZM99 153V154H98ZM103 153V154H102ZM115 153H117L118 155H116L115 156ZM124 154V157H123V154ZM215 153H219L218 154V156H216V154ZM221 153V154H220ZM245 153V154H244ZM28 154V155H27ZM30 154V155H29ZM40 154H41V150L39 151V153H37L34 157H36V160L38 159V156H40ZM102 154V155H101ZM111 154H112V157H113V162L112 161H110L111 160ZM127 156H126V155ZM159 154V155H158ZM243 154V155H242ZM247 154H248V157L246 158V156H247ZM249 154H251V156L249 155ZM253 154V155H252ZM259 154V155H258ZM17 156L18 157V159H17V161H15L14 162V159L15 158H17V157H15V156ZM24 155V156H23ZM74 156V158L75 157H77V156ZM97 155H99V156H97ZM107 155H109V156H107ZM120 155V156H119ZM151 155V154H150ZM221 155H223L222 156V158H221ZM226 155V156H225ZM246 155V156H245ZM14 156V157H13ZM29 156H32L31 157V159H30V157ZM114 156H115V161H114ZM161 156V157H160ZM216 156V159L214 158L213 159V157H215ZM243 156V157H242ZM260 156V157H259ZM20 157V158H19ZM26 157H28L27 159H26ZM104 157H106V159L104 158ZM120 157V158H119ZM152 157V158H151ZM158 157H160V158H158ZM218 157V158H217ZM242 157V158H241ZM252 159H251V158ZM262 157V158H261ZM12 159V163H13V165H12V163L10 162L11 160L10 159ZM102 158L103 159H105L106 160V162H109L110 163V165H114V164H116L114 167L116 168V169H114L113 168V170L112 171H110L111 169H110V167L112 168V166H110L109 165V163L107 164L106 162H104L105 160H102ZM225 158V159H224ZM240 158L241 159H243L244 158V160H240ZM250 158V159H249ZM122 159V160H121ZM126 159H128V160H126ZM159 159H161V161H158ZM220 159H222V160H220ZM35 160V161H36ZM73 160V161H72ZM107 160H109V161H107ZM121 161V162H119V161ZM249 160L250 161H252L251 163L249 162ZM27 161V162H26ZM32 161V162H31ZM34 161V163H36ZM128 161V162H127ZM155 161V162H154ZM238 161V162H239ZM244 161V162H243ZM8 162H10V163H8ZM102 162H104V163H102ZM112 162V163H111ZM126 162V163H125ZM150 162H151V164H153L151 167H150ZM220 162H222V164L220 163ZM224 162V163H223ZM238 163L239 165H241V163ZM245 162H247L246 164H245ZM27 163V164H26ZM33 163V164H34ZM128 163H130V164H128ZM244 163V164H243ZM249 163V164H248ZM28 165V166H31L30 168L27 166V167H25V173H24V175H23V177H24V179H23V181H22V178H21V180H19L18 181V185H19V189L17 188V190H18V194L19 195H22L23 194V192L25 191V189H26V187L28 186V183H29V177H26V176H28V174H30V171L29 170H31L32 168H33V166L35 165ZM97 164H99L98 166H97ZM101 164L103 165H106L105 167H104V165L103 166H101ZM159 164H160V166H159ZM259 164V165H258ZM6 165H9V168L11 167V169H9L8 168V170L6 171ZM11 165V166H10ZM147 165H148V167L150 168H148L147 167ZM246 165V166H245ZM97 166V167H96ZM108 166V167H107ZM129 166H131V167H129ZM220 166V167H219ZM225 166V167H224ZM250 166V167H249ZM223 167H224V170L222 171L221 169H223ZM242 167H244V169L242 168ZM27 168H29V170H28V174H27ZM96 168V169H95ZM98 168V169H97ZM99 168H100V170L101 171H99ZM102 168V169H101ZM121 168V169H120ZM146 168H148V169H146ZM153 168V169H152ZM218 168H219V170H221V171H219L218 170ZM3 169H4V171H3ZM106 169V170H105ZM110 169V170H109ZM133 169H135V173H133ZM139 169V170H138ZM158 169H156V171H158ZM210 169L213 171V173L211 172L210 173ZM214 169V170H213ZM215 169H216V171H219V173L217 174L216 173V171H215ZM9 170H11V171H9ZM96 170L97 171H99V174H95L96 173ZM102 170L103 171H105L106 173H108L107 175H106V173L105 174H103L102 173ZM111 172V174L108 172ZM118 172H117V171ZM120 170V171H119ZM129 170V171H128ZM147 170V171H146ZM243 170H244V172H243ZM248 170V171H247ZM2 171V172H1ZM125 171V172H124ZM153 171V172H152ZM261 171V172H260ZM7 172H9V173H7ZM94 172V173H93ZM221 172V173H220ZM235 172V173H236ZM252 174H251V173ZM4 173H5V180H3L4 178ZM7 173V174H6ZM100 173L102 174V175H100ZM114 173H116L117 175H119V177L117 176L116 177V174L115 175H113ZM137 173V174H136ZM258 173V174H257ZM25 174H26V176H25ZM94 174V175H93ZM109 174H110V177H112V178H110L109 177ZM133 174V175H132ZM145 174V173H144ZM212 174H217L216 176L215 175H213V177L215 178L214 179V181H215V186L213 185V187H212V183L214 182L213 181V179H212ZM242 174V175H241ZM245 176H244V175ZM255 174V175H254ZM91 175V176H90ZM97 175V177H98V175H99V177L97 178V177H93V178H91L92 176H96ZM105 175V176H104ZM149 175H151L150 173H149ZM218 175H220V176H218ZM222 175V176H221ZM241 175V176H240ZM251 175V176H250ZM7 176V177H6ZM30 176V175H29ZM108 177L109 179H111V180H113V178H114V176L118 179L117 181L119 182V180H120V182L123 184H121L120 182V184L118 183V182H116L115 181V183H118L117 185L118 186H120V187H116V184H114L113 185V182H114V180L113 181H111V183H110V180L108 179V178H105V180H103L104 179V177ZM121 176V177H120ZM259 176V177H258ZM103 177V178H102ZM251 177H252V180H251ZM97 178V179H96ZM100 178V179H99ZM116 178H114L115 180H116ZM211 178V179H210ZM217 178H218V180H217ZM223 178V177H222ZM241 178L243 179L242 181H241ZM248 178L250 179V182H249V180H248ZM253 178H254V180H253ZM260 178V179H259ZM28 179V180H27ZM88 179V178H87ZM100 181H99V180ZM107 179L109 180V182L107 181ZM123 179V180H122ZM245 179H246V181H245ZM259 179V180H258ZM94 180H97V181H94ZM101 180H102V182H101ZM240 180V181H239ZM258 180V181H257ZM261 180V181H260ZM5 181V182H4ZM25 181V182H24ZM93 183L91 186H88V185H90V183L91 182ZM104 181H107V183L106 182H104ZM211 181V182H210ZM213 181V182H212ZM237 183H236V182ZM251 181H253V182H251ZM22 182V183H21ZM24 182V183H23ZM27 182V183H26ZM97 182V183H96ZM98 182H99V186H97V184H98ZM127 182V183H126ZM189 182V181H188ZM239 182H241V183H243V184H241V183H239ZM249 182V183H248ZM255 182V183H254ZM89 183V184H88ZM96 183V184H95ZM105 183V184H104ZM129 183V184H128ZM210 183V184H209ZM247 183V184H246ZM252 183V184H251ZM254 183V184H253ZM22 184V185H21ZM24 184V185H23ZM80 184V185H81ZM85 184V185H84ZM97 186V188L95 187V185ZM101 184V185H100ZM128 184V185H127ZM188 184V183H187ZM211 185V187L209 186V185ZM242 185V187H244L245 189L247 188L248 190H250V191H248V190H246V191H244L243 189H241V186L239 185V187L237 186V185ZM250 184V185H249ZM83 185L85 186V187H83ZM102 185H106V186H108V188L105 186V189H104V187H103V190H102ZM110 185H111V187H110ZM127 185V187H125ZM209 186V187H207V186ZM248 185H249V188H248ZM252 185V186H251ZM262 185V186H261ZM2 186V187H1ZM23 186H26V187H23ZM112 186L113 187H115V189L113 190L112 189V191H111V193H108L107 191H109L110 192V189L112 188ZM202 186H205V187H202ZM18 187V186H17ZM20 187H21V189H20ZM23 187V188H22ZM80 187V186H79ZM94 187L96 188V189H94ZM251 187V188H250ZM253 187V188H252ZM257 187V188H256ZM260 187V188H259ZM94 189V193L92 192L93 191V189ZM117 188V189H116ZM212 188V189H211ZM217 188H218V186H217ZM107 189V190H106ZM178 189V190H177ZM177 189H175V197L176 196H178L179 194H181V191H182V188H177ZM216 191V194L217 195H215V191ZM236 189V188H235ZM255 189V190H254ZM261 189V190H260ZM23 191L22 193H21V191ZM99 190V191H98ZM101 190H102V192H101ZM178 192H177V191ZM181 190V191H180ZM4 191V190H3ZM88 191V192H87ZM106 191V192H105ZM206 191V192H207ZM252 191V192H251ZM85 192H87V193H85ZM112 192H113V195H111L112 194ZM133 192V193H132ZM180 192V193H179ZM213 192H214V195H213ZM246 192V193H245ZM255 192V193H254ZM17 193H16V196L14 197L15 198V200L14 199H12L11 200V202H10V200H9V202L11 203H9L10 204V206L8 205L7 207H6V210L8 211H6V213H4L5 215H8V216H4L5 218H4V220H1V222H0V230H1V232H0V236H1V233H2V230L3 229H5L6 227L5 226H7V225H5L7 222L6 221H8V219L10 218L9 216L11 215V213H12V211L14 210V206L15 205H13V204H15L17 201H18V199L21 197V196H19V195H17ZM80 193H82V195L80 194ZM90 193V194H89ZM91 193H92V195L94 194L95 195V197H94V195L92 196L91 195ZM97 193V194H96ZM240 193V194H239ZM251 193H254L253 194V197L251 196ZM257 193V194H256ZM86 194V195H85ZM87 194L89 195V196H87ZM115 194V195H114ZM237 194H239L238 196H237ZM250 195V196H248V195ZM85 195V196H84ZM130 195V196H129ZM258 195H260V196H258ZM19 196V197H18ZM129 196V197H128ZM182 196V195H181ZM212 196V197H211ZM256 196H257V198H256ZM84 197H85V199L87 200V201H84ZM186 197H187V195H186ZM196 197H198V198H196ZM202 198V200H201V198ZM209 197V198H208ZM249 197V198H248ZM256 199H255V198ZM79 198V199H78ZM93 198V199H92ZM94 198H96V200L94 199ZM98 198V199H97ZM135 198V199H134ZM200 198V200L198 201V199ZM214 199V201L212 200V199ZM239 198V197H238ZM252 200H251V199ZM76 199H77V201H76ZM89 199H91L92 200V202H91V200H89ZM185 199H187V200H185ZM217 199V200H216ZM249 199V200H248ZM259 199H261V201L259 200ZM80 200V201H79ZM93 200H94V202H93ZM145 200V201H144ZM177 201V203H176V201ZM197 200V201H196ZM206 200V199H205ZM248 200V201H247ZM13 201V202H12ZM96 201V202H95ZM128 201V202H127ZM143 201V202H142ZM175 202L176 203V207H173L174 205H175V203H174V205L171 203V202ZM182 201H184V202H182ZM193 201V202H192ZM211 203H210V202ZM217 201V202H216ZM245 201H247V202H245ZM253 201V202H252ZM259 201V202H258ZM83 202V203H82ZM147 202H148V204H147ZM188 202H189V204H188ZM201 203V204H199V203ZM247 204H245V203ZM252 202V204H250L249 205V203H251ZM87 203V204H86ZM88 203H90V204H88ZM93 203H95V204H93ZM123 203H124V206H123ZM194 203V204H193ZM197 203L199 204V205H197ZM257 203V204H256ZM262 205H261V204ZM81 204H82V206H81ZM83 204H85V205H83ZM126 204V205H125ZM193 204V205H192ZM204 204H205V202H204ZM207 204V203H206ZM213 205V204H215V205H213L214 207L216 206V204H218L217 205V208L215 209V208H213V206H211L210 207V205ZM245 204V205H244ZM88 205H90V206H88ZM173 205V206H172ZM178 205V206H177ZM185 205H187V206H193L192 208L190 207H188L187 208V206H185ZM252 205V206H251ZM257 205H260L259 207L257 206ZM13 206V207H12ZM86 206V207H85ZM149 206V207H148ZM185 206V207H184ZM203 206V205H202ZM244 206H246V207H244ZM248 206V207H247ZM11 207V209H9V208ZM89 207V208H88ZM130 207V208H129ZM136 207V208H135ZM171 207H172V209H171ZM245 208V209H242V208ZM250 207V208H249ZM257 207V208H256ZM8 208V209H7ZM85 210H84V209ZM135 208V209H134ZM146 208H149V210H148V212H147V210H146ZM179 208H180V210H179ZM188 209V210H186V209ZM194 208V209H193ZM204 208V207H203ZM207 208V209H208ZM13 209V210H12ZM94 209V210H93ZM184 209V210H183ZM191 209V210H190ZM241 209V210H240ZM247 209H249L250 211H248ZM83 210H84V213H83ZM124 210V211H123ZM145 210V211H144ZM186 210V211H185ZM199 210V211H198ZM201 210H203V212L201 211ZM213 210H216V212L214 213V211ZM123 211V212H122ZM178 211V212H177ZM247 211V212H246ZM11 212V213H10ZM124 212H125V214H126V216L124 215ZM139 212V213H138ZM186 212V213H185ZM189 212V213H188ZM196 212V213H195ZM199 212V214H197ZM235 212H236V210H235ZM239 212H241L240 214H239ZM244 212V214H242ZM247 214H246V213ZM253 212V213H252ZM132 213V214H131ZM145 213V214H144ZM147 213H149L148 214V216H144V215H146ZM172 213H174V214H172ZM213 213H214V216H213ZM256 213V214H255ZM10 214V215H9ZM77 214V215H78ZM130 214V215H129ZM186 215V217H185V215ZM202 214V215H201ZM211 214H212V216H213V219L211 218L210 219V217H211ZM215 214H216V220H215ZM218 214H220V212L218 213ZM239 214V215H238ZM241 214L242 215H244L243 217L241 216ZM85 215H86V213H85ZM119 215V217H121L120 219H123V216H120ZM140 215H142L143 217L141 218V217H139ZM150 215V216H149ZM171 215H173V216H171ZM248 215H250L249 217H248V219H247V216ZM131 216H133V217H131ZM137 216V217H136ZM183 216H184V218L185 219H183ZM197 216H199V217H197ZM237 216L239 217L238 219H237ZM251 216H253V217H251ZM8 217V218H7ZM81 217V216H80ZM79 217V218H80ZM135 217V218H134ZM140 218V220L138 221V219ZM148 217H150V218H148ZM206 217H208V218H206ZM244 217H246V218H244ZM83 218V217H82ZM130 218H132L133 220H131ZM137 218V219H136ZM149 220H148V219ZM240 218H242L241 220H240ZM250 218V219H249ZM7 219V220H6ZM130 219V221H128ZM197 219V220H196ZM205 219V220H204ZM218 219H220L219 220V222H221V223H218ZM142 220H144V221H146V222H144V224L146 223L147 224V226H146V229H145V226H143V222L142 223H140V221H142ZM194 220V221H193ZM238 220V221H237ZM247 220V221H246ZM132 221V222H131ZM137 221H138V223H137ZM177 221H178V223H177ZM201 221V222H200ZM204 221H205V223H204ZM212 221H214V222H212ZM246 221V222H245ZM129 222H131V223H129ZM134 222V223H133ZM136 222V223H135ZM180 222V223H179ZM215 222H216V224H215ZM244 224H243V223ZM5 223V224H4ZM168 223V224H167ZM177 223V224H176ZM212 223V224H211ZM218 223V224H217ZM236 223V224H235ZM237 223H238V225H237ZM250 223V224H249ZM262 223H263V225H262ZM128 224H129V226H128ZM135 224V226H131V225H134ZM136 224L137 225H139V226H136ZM145 224V225H146ZM178 224H180V225H178ZM194 224V225H193ZM215 225V227L217 226V228H215L214 227V230H213V226H212V229L210 228L211 226L210 225ZM240 224H241V226H242V229L240 228ZM191 225H192V227H191ZM200 225V226H199ZM235 225V226H234ZM251 225H253V226H251ZM150 226V227H149ZM188 226V227H187ZM209 226V227H208ZM238 226V227H237ZM244 226V227H243ZM251 226V227H250ZM129 227V228H128ZM130 227H132L131 229H134V231L133 230H131L130 229ZM138 227H140L139 229H137ZM141 227H143L142 228V230H141ZM153 227V228H152ZM183 227V228H182ZM197 227H199L198 229H196ZM204 227H206V228H204ZM246 227L247 228H249V229H246ZM252 227H253V229H252ZM256 227V228H255ZM173 228H174V230H173ZM201 228H202V231H200L201 230ZM208 228H210V230H213V231H211V233L209 234V232H207V230H208ZM223 229V230H220V229ZM239 228V229H238ZM129 229V230H128ZM137 229V230H136ZM144 229V230H143ZM149 229H150V231H149ZM200 229V230H199ZM215 229H217L216 231H215ZM237 229V230H236ZM128 230V231H127ZM132 231V234L129 232V231ZM146 230V231H145ZM172 230V231H171ZM186 230V231H185ZM194 230V231H193ZM225 230V231H224ZM251 230V231H250ZM143 231V232H142ZM148 231L149 232H151V233H148ZM198 231H200V234H198ZM205 231V232H204ZM222 231V232H221ZM223 231H224V234H223ZM254 231V232H253ZM109 232H111V229L110 230H108V234H109ZM126 232H127V234H126ZM136 232V233H135ZM137 232H138V234H137ZM144 232H145V234H144ZM147 232V233H146ZM169 232H170V234H169ZM185 232V233H184ZM197 232V233H196ZM201 232H203V233H201ZM215 232H217V233H215ZM252 232V233H251ZM129 233V234H128ZM133 233H135V234H133ZM142 233V234H141ZM192 233V234H191ZM238 233H240V234H238ZM249 233V235L250 236H248L247 234ZM147 234H149L148 236H147ZM152 234V235H151ZM194 234H195V236H194ZM196 234H198L197 236H196ZM226 234V235H225ZM227 234H229V236L227 235ZM123 235V236H122ZM125 235H127V236H125ZM135 235H136V237H135ZM137 235H139L138 237H137ZM144 235V236H143ZM163 235V236H162ZM220 235H222V236H220ZM241 235V236H240ZM244 237H243V236ZM128 236H129V238H128ZM142 236V237H141ZM146 236L148 237V238H146ZM151 236V237H150ZM153 236V237H152ZM195 238H194V237ZM238 236H240V237H238ZM247 236V237H246ZM125 239H124V238ZM132 237V238H131ZM144 237V238H143ZM165 237V238H164ZM191 237V238H190ZM221 237H222V241H221ZM226 237V238H225ZM246 237V238H245ZM121 239V240H119V239ZM142 240V241H140V239ZM145 238H146V240H145ZM150 238V239H149ZM190 238V239H189ZM195 239V242H194V239ZM244 238V239H243ZM117 239H118V241H117ZM128 239V240H127ZM138 240L140 241V242H138ZM144 240H145V243H144ZM218 240V241H217ZM240 240V241H239ZM252 240V241H251ZM121 241H122V243H121ZM148 241V242H147ZM239 241V242H238ZM142 242V243H141ZM146 242H147V244H146ZM168 242V243H167ZM190 242H192V243H190ZM261 242V243H260ZM116 243V244H117ZM130 243V242H129ZM163 243H165V244H163ZM235 243V244H234ZM140 244H138V245H140ZM147 246H146V245ZM192 244V245H191ZM217 244V245H216ZM258 244V245H257ZM125 245V246H126ZM140 245V246H141ZM167 245V246H166ZM216 245V246H215ZM143 246H141V248L143 247ZM215 246V247H214ZM259 246V247H258ZM214 247V248H213ZM123 248H120V251H119V253L120 252H122L123 251ZM126 248L127 247H125V249H124V251L126 250ZM144 248H142L143 250H144ZM257 248V249H256ZM256 249V250H255ZM149 250V251H148ZM123 251V252H124ZM235 251V252H234ZM247 251H249V252H247ZM122 252V253H123ZM215 252V253H214ZM234 253V254H233ZM222 254V255H221ZM117 256H118V253L116 254ZM116 255H114V256H116ZM235 255V256H234ZM100 256H103V258L106 260V258L107 257H105L104 255H99V257L97 256L96 258L98 259L99 258V260H101L99 263L100 264H104L105 263V260L101 257L100 258ZM113 256V257H114ZM116 256V259H118L119 260V258ZM213 256H215V257H213ZM234 256V257H233ZM113 257H108L109 258V260H106V261H108V262H106L105 264H114L115 263V258H113ZM217 257V258H216ZM244 257V258H243ZM107 258V259H108ZM214 258V259H213ZM233 258V259H232ZM243 258V259H242ZM96 259V261H98ZM104 261H103V260ZM110 259L112 260V261H110ZM115 259V260H114ZM255 259V260H254ZM263 259V260H262ZM153 260V261H152ZM184 260V261H183ZM249 260V261H248ZM94 261H95V259H94ZM93 261V262H94ZM96 261H95V263H88V264H99V263H96ZM102 261L104 262V263H102ZM189 263H188V262ZM212 261H211V264H212ZM242 261V262H241ZM247 261V262H246ZM253 261V262H252ZM92 262V261H91ZM111 262V263H110ZM113 262V263H112ZM249 262V263H248ZM115 264H117V260H116V263Z\"/></svg>",
	"mask_w": 264,
	"mask_h": 264
}]
</instances>
